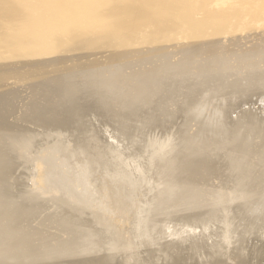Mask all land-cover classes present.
<instances>
[{
    "label": "rangeland",
    "instance_id": "rangeland-1",
    "mask_svg": "<svg viewBox=\"0 0 264 264\" xmlns=\"http://www.w3.org/2000/svg\"><path fill=\"white\" fill-rule=\"evenodd\" d=\"M8 1H11L14 5L20 6V10H22V11H19V15L23 14L24 12H27V13H24L22 16H20L24 20L26 27L24 28L23 32L19 34V39L24 38L26 40L28 35H29L28 34V31H29L28 28H30L29 24H34V25L36 24L35 29H37L36 31L38 32L37 35L39 37V38L38 37H36V38L39 39V43L42 44V45L41 44H39V45L43 49H44V45L47 42H48L47 44H49V45L51 43H53L54 41L56 42L58 35H59V32L63 28V20H65L64 24L66 26L76 16L75 14H77L78 9H79L78 10L79 19H77L78 25H75V27H76L75 33L77 34L79 32V30H81L83 27H86L89 24H94L95 25L94 34H99L102 36V39H100L98 44L95 46H91L90 44H88V41L94 37V36H91V34H92L91 33L89 36L82 38L79 42L74 43V44L69 45V46H66V47H63L61 49H57L52 53H47V54L44 53L43 55H38V56L37 55L36 56L30 55V56H28V58L27 57H23V58L20 57L19 59L21 60L22 64L20 61L18 63L19 59L17 60V62L10 60L12 65L18 63L17 65H14V66H11V63H9V59L13 56L6 57L5 59L7 60V62H5L4 60H1V61H4L5 63H3V62L1 63V61H0V75L3 73V77L0 76V78L1 77L3 79L5 78L4 80H0V86H1L0 87V94L2 92H4L3 95L2 94L0 95V97L3 99L7 98L9 100V101L5 100V102L6 101L8 103L11 102L8 105L7 102L5 104L3 99L0 100L1 102L2 101L4 102V103L2 102L3 104L0 102L2 104V105L0 104L1 105V108H0L1 112L0 113L3 112L2 114L6 115V118L3 119L4 117L1 114L0 120H3L4 123H6L5 121H7V119H8L9 121H7L8 123H6L8 125H9V122L11 120L12 121L16 120L13 122V124L16 127L14 128V125H13V128H12V124H10V127L14 130L20 131V129H17V128H21L24 125L23 127L26 128V131L27 132L29 131L28 132L29 134L32 133L31 135H33V133L36 130V133H38V134L34 133L36 135L35 136L33 135L32 137H35V138H33L32 140L30 139L28 141H31V145L35 141V144H37L39 142V147H40V145L46 147V148L40 147L39 150H36V148H33L32 151L30 149L27 150L29 152V155H30V157H28V158H26V157L24 158L22 155H19V154H18V156H20V157L19 158L16 157V160H17L16 163L17 164L14 167L15 168L14 172L11 173V177L13 179L11 178L12 183H10V187H12L11 191L15 196L13 199H15V200L18 199L17 201H22V199L24 197L28 200L29 199L27 197L28 194L34 193L31 191V189H33L35 187L36 180H38L37 174L35 176H33L35 173H37V170L39 169V167L37 168V163H39L41 165V168L43 170L42 172H40V170H39V174H44L45 172H49V167L47 169H45L43 163L40 161L41 155L43 153V152H40L41 149H43V150L49 149L48 151H50L52 153L54 151V153H53L54 156H52V157L56 158V161H59L60 157L66 155V154L68 155V157H70V154L74 153L71 151V150H73L72 144L76 145V143L79 142L80 145L84 146L83 141H84L87 149H89V147H90L89 151H87V149L85 147L83 148L81 146L79 149H82V150H79V151L77 150L78 152L76 151L75 153H79L77 156L86 157L85 159H87L88 162L90 163L89 165L91 168L89 166H87V167L90 168V170L92 169L91 173H90V170L86 167V165H85V169L87 168L86 169L87 173L89 170V173L87 175L90 174V177L92 178V181H93V183L92 182L91 183L93 184L94 189L97 190L100 183H105L106 185H112L113 184V185L122 186L121 188L128 187L126 189L130 193L132 192L131 193L132 194L131 195V197H132L131 201H132L133 206H134L133 208H135L136 210L132 208L133 216H132V218L129 216L131 220L128 219L127 224L124 225L125 227H128L129 225H131L130 222L133 220L135 212H137V216L142 215L140 213L143 212V204H144L143 202H145L147 200L146 199L147 197L150 200H153V199H155L156 195L159 196V191L161 190V185H165L166 183H168V180H169L168 175L170 176V173L172 175L171 177L174 178V174H176V173L181 175L180 173H184L185 171L194 170L195 172L191 171L192 173L189 174V171H188V173L187 172H185V173H187L189 175H186L185 173H184V175H186V177L187 176H191V177L193 176V178L195 176H199L200 173L202 172L200 170L203 167L202 164H204L203 160H205L206 158H207L206 160H208V161H206V160L205 161L207 162V165L209 163L210 166L209 165L207 166L206 164H204V166L205 165L206 166L203 167V169L206 168L205 169L206 173L202 169L203 173H201V174H203L205 177H207L209 175V173H210V175H212L214 173L212 175L211 179H210V175H209V179L211 181L213 179H215V176L217 177L215 180H213V182H217V181H219V179L221 180V178L223 179L227 176L228 177L231 176V177H233L231 179V181L234 183L236 180L243 178L244 174H242V172H243V170L245 171V169H247L246 167L249 168V165H251V166L247 170H250V172L253 171L252 173H255V174H252L253 176L259 175V173L263 172L264 167L261 168V165L263 163L262 161H264V159H262V157L264 158V155L262 156V154H264V151H262L264 149V146H263V149H262V147L259 146L262 149L259 151V153L257 152V150L259 148L257 146L264 143V142H262L264 140L263 139L264 136H263L262 140L259 138H257V139H253V138H256L259 135H261V136H259L261 138L262 135H264V133H262L264 130L260 131L259 135H257L258 132L255 133L257 136L254 137V135H255L254 132L256 130H258L260 124L257 126H253V124H252L253 127L250 126V123L247 120L249 117L246 113L252 114V115L255 114V117L257 115L258 117H256V118H258V120H260V116H261V118L263 117L262 115H264V87H263V85H261V79L258 80V83L260 81L259 84L256 83L257 79H255L256 81L254 83H256V84H254V83L253 84L252 83L245 84L247 86L250 85L251 87L254 86L252 88V89H254V91L252 90L253 92L249 93V91L251 90L250 86H249L250 87V89H249V87H247V86L245 87L244 84L243 85L239 84L238 88L240 90H242V88H244V89L246 88V90L243 89V92L240 91L241 93H243V94L244 93L246 94L247 92L249 93V94L247 93L249 96L246 94V97L245 96L242 97L243 94L241 95L240 92L238 91V89L235 88V83L233 80L234 79H236L235 81L241 80L239 78H241V76H244V74H245V72L243 74V70L247 71L248 73H246V75H245L246 78L244 76V77H242V79H247L248 76L250 78V76L252 77V76H254V74L255 75L260 74L261 72H263L261 70H264V17H262V16H264V3H263L264 0H233V1L232 0H175L177 5L175 4V6H173L172 8H174L175 16H176V19H178V20L181 18H186V17L191 16V13L193 11H195V13H196V11H198L197 14L194 15L195 18L200 19L203 17V18L207 19L206 18L207 15L202 16V14L205 12L206 9H208V10L211 9L213 11L214 10L224 11L227 8H236L237 5H238L237 8L238 7L244 8V6L248 5L247 9H249L250 11L246 10V12H244V14L241 13V15L239 13V17L237 14L236 17H238V18H235V19H234V17H232L231 19L229 18L230 19V20L228 19L229 21L226 20L229 23L225 21V24L219 25L220 22H218V24L214 22L216 25H218V26H216V25L214 26L215 30H214V27L212 26L214 24L211 23V25H209L210 24L209 23L208 24L209 27L207 26L208 27L207 28L205 26V29L203 27V30H202V28H198V29H195L196 31L192 30V31L186 32L187 26L185 24H181L182 30L180 33H179V27L176 29H169L168 34H166V37L162 38L160 40L156 39L157 40L156 42H154L155 39L152 40L150 38L149 39L145 38V34H144V31L146 30L145 28H142L140 25H135V26L133 25L131 18L128 16V12L131 11V5H127V2L129 0H92V1L88 2L85 6H82L81 4H78V3L74 4L75 2H73V0H71V1L70 0H67V1L66 0H45V2H44V0H31V2H35V3H31L29 0H15V1L14 0H8ZM36 1H38L39 3ZM62 2L64 5L62 4ZM30 3L32 5H30ZM155 3L158 4V0H139V4H141L145 10H149V11L154 12V14L151 17H149L151 22H155L157 20L162 21V22H172V21L167 20V18H174L173 15H170L171 14L170 10H165V11H163L162 15H159L155 12L159 8L158 6H156ZM51 4H52V7H51ZM58 4L62 5V6H59ZM70 4H72V5H70ZM65 5H67V8ZM25 7H27L28 9ZM113 7L121 8L122 12L120 14H117V13L113 14L112 10H111ZM177 8L179 10V13L177 12ZM193 8H194V10H193ZM255 8H256V10H255ZM68 13H70V14H68ZM244 15H247V16H245V18H248V19H245ZM25 16H26V18H25ZM57 16H58V18H56ZM196 16H198V17H196ZM49 17H51V18L49 19ZM217 17L221 18L220 15H217ZM57 19H58V21H57ZM115 20H117L118 23H116ZM231 20H232V22H231ZM241 20H242V22H241ZM50 21L53 22V24ZM243 21H245V22L243 23ZM178 23H180V21H178ZM39 24H40V26H39ZM223 25H225L226 28L222 27ZM45 26H46V28H45ZM56 26L58 29L56 28ZM210 27H212L213 29H211ZM217 27H219V28L221 27L220 28L221 30L218 29L219 32H218V30H216ZM227 28H229V29H227ZM235 29H236V31H235ZM54 30H56V32ZM198 30H200L201 32ZM206 31H208V32H206ZM195 32H198L199 34L200 33L201 34L198 35ZM202 33H204L203 36H202ZM210 33H212V34H210ZM214 33H215V35H213ZM188 34H190L191 36ZM197 35H198V37L199 36H202V37L198 38ZM205 36H207V37H205ZM218 36L223 37V38H219ZM194 38L197 41H195ZM200 38H202V39H200ZM148 40H150V41H148ZM164 40H166V41H164ZM49 41H52V42H49ZM160 41H161V43H159ZM44 42H45V44H44ZM150 43H152V44H150ZM157 43L159 44L160 48L157 46L158 45ZM151 46H154L155 50ZM50 47H51V45H50ZM158 48H159V50H158ZM44 51L47 52L50 50H44ZM188 53H190V55ZM244 57H245V59H244ZM23 60H25V61H23ZM51 61H53V62H51ZM166 62H167V64H165ZM208 62H209V64H213V65H211L212 67L210 68L213 70L207 71L206 76H205V74H204L205 70H203L202 66H204V64H207ZM6 63H9V65L7 64V66L14 68V69L9 68L10 70L8 71L12 75H10L7 72L8 68L7 69L5 68ZM174 63L175 64L177 63L176 65L180 64V66H178V68L173 67L172 64H174ZM249 64H250V66H249ZM162 66H163V68H162ZM164 66H166V68H164ZM199 66L202 68V70L200 69ZM140 67H142L143 69L141 68V70H140ZM153 67H154V69H153ZM156 67H157V69H156ZM251 67H255V68L252 69ZM145 68H147V69L149 68L148 72ZM150 68H151V70H150ZM158 68H159V70H158ZM176 68H177V70L175 71ZM197 68H199L198 71H197ZM218 68H219V70H218ZM256 68H258L257 73H256V70L254 71V69H256ZM12 69H13V71H12L13 73L18 72L17 73L18 75L14 74L15 77H13L14 75L11 72ZM27 69H28L29 74H27ZM160 69H162V70H160ZM221 69L223 72L221 71ZM22 70H24V72ZM90 70H93L92 71L93 73L94 72L99 73L101 76L103 74L108 73L107 74L108 76L103 75V77L105 76L108 78L111 76L110 79L112 80V82H111V80H110V82L111 83H114V82L117 83V85L115 84V86H116V89L118 88V90H117L118 92L116 91L115 94L114 93H112V94L117 96V93H118V97H119V94L121 92L122 95L120 94V97L121 96L122 97L121 98L117 97L119 99V100H117L116 97H114L112 94H106L104 92L98 96V98H99L98 100H95V97H97V95L92 94L94 97L91 96L90 91H89V94H90L89 95L87 88L90 86V84H89V81H87V80L90 78L95 80L94 77L97 76V73H94L95 76L92 75L93 73L90 72ZM154 70H156V71L154 72ZM171 70H173V71H171ZM200 70L203 72H201ZM216 70H217V72H216ZM228 70H229V72H228ZM230 70H232V71H230ZM241 70H242V72H241ZM248 70H250V73L253 71L255 73L253 72L254 74L251 73V75H250ZM258 70H260L261 72L259 71L260 73H258ZM138 71L139 72L142 71L141 75H140V73H137ZM169 71H171L172 74H171V72L169 73ZM210 71H211V74L216 75L217 77L218 76L220 77V80H219V78H217L216 76L215 77L213 76V78H216L217 80H219L218 81L219 85H220V87L218 85L219 88L217 87V84H218V82H216L217 80L216 79L213 80L212 76L210 75ZM224 71L225 72L227 71L226 72L227 74L225 73L227 76L230 75L229 73H232V72L236 73L237 71L239 73L241 72L242 74H239V77L237 79V78H235L236 75L234 73H232L233 75H230V76H232V78L230 79V77H229V80H232V81H229L231 86H229V82L228 83L225 82L228 85L226 86V84L224 83V86H226V87H224L222 84L223 82L221 83V80L222 81H228L227 79H225L228 77L225 74L222 75L224 73ZM45 72H46L47 76H46ZM87 72H90L91 74H89ZM114 72H116V73H114ZM117 72H119V73H117ZM135 72H136V75L138 74L137 75L138 80L136 79V77L134 75ZM145 72L147 74H145ZM153 72L155 74V75L153 74L155 78L153 77V75L151 76V74ZM195 72H196V74H195ZM208 72H209V75H208ZM238 72L236 74H238ZM86 73L88 75H91L90 77H88V75H87V77H85V80L87 78V80L85 81V82H87V85H86V83H83V79H84V76H86ZM112 73H114V76L116 78H114V76H112ZM120 73H122L123 75ZM148 73H150V74H148ZM167 73H169V74H167ZM198 73H200V74H198ZM5 74H7L8 76L7 75L4 76ZM67 74L69 76H66ZM219 74H221V75H219ZM23 75H24V78H23ZM72 75L73 76L75 75V77H74L75 79L72 77ZM120 75H121V77H119ZM125 75L126 76L130 75L131 78H134V79H132L134 82L130 81L129 79H131V78L128 76L126 77ZM144 75L146 78L150 77L149 80L152 79L153 81L152 80L149 81L148 79H146L144 77ZM201 75L202 76L204 75L205 77L204 76L203 77L205 79ZM207 75L210 76V79L212 78L211 80L214 81V83H212V81H211V82H209L210 84H208L207 80L210 81V79H207V77H208ZM25 76H27V78H25ZM142 76L144 77V79ZM198 76H200L201 78H199ZM221 76H223L222 78H224V79H222ZM63 77H66V79L65 78L63 79ZM121 78H122V80H121ZM181 78H184V79L181 80ZM60 79H61V84H59ZM71 79H73V80H71ZM115 79H117V81H115ZM142 79H143V81H142ZM145 79L148 82L144 81ZM65 80H67V82ZM123 80H124V82L126 80V82H128V83L125 82L126 83L125 84L123 82ZM127 80H129V81H127ZM180 80L182 82L184 81L185 83L187 81H190V82L193 81V82H191V83L187 82V84L190 85L187 87V84H185L183 82L184 83V85H183V83H181ZM72 81H75L76 84ZM138 81L139 82L142 81L143 84L142 83H140V84H142L141 86L143 88L141 86L139 87ZM203 81L207 82L206 83L207 86L210 85L213 88L214 87L213 85H216L215 87H217V88H215V87L213 89L211 88L213 91L211 93H208V91H210L211 89L209 88V86L208 87L205 86L206 84ZM120 82H121V84H120ZM137 82H138L137 85H138L139 89L136 85ZM144 82H145V84H144ZM197 82H199V83L197 84ZM66 83H68V85L71 83L69 85V88L71 87L70 88L71 90L68 88V85ZM131 83L133 86L131 85ZM147 83L148 84L150 83V84L147 85ZM203 83H204V85H203ZM52 84L55 86H52ZM82 84H83V86H82ZM134 84L136 85V87ZM191 84H193L194 86ZM199 84L204 86L207 94L203 93L204 89L202 86L200 88V90L203 89L202 95L198 94V93H201V91H199V89H197L200 86ZM257 84L259 86L261 85V87H259V88L256 86L258 88L259 92L255 88V85H257ZM47 85H49L51 87H49ZM64 85H65V87H64ZM80 85L82 86V88ZM143 85L144 86L147 85V87H144ZM185 85H186V88H185ZM221 85L223 86L222 88H221ZM233 85H234V87H232ZM57 86H58L57 91L60 89L59 92H57L55 89V87L57 88ZM60 86H62L63 88ZM74 86H76V87H74ZM45 87H48L47 91L45 90L46 89ZM79 87L81 89L80 91H79ZM133 87H134V90L132 89ZM189 87L192 89L195 87L196 92L194 89H193L194 91L192 89L190 91H189V89L187 90V88H189ZM206 87H207V90H206ZM43 88H45V89H43ZM65 88L67 90L69 89L68 92L73 93V96L71 94L72 97H77V98L79 97V103H80L79 106L81 109L80 110L78 109L77 111L78 112L80 111L79 112L80 115L77 112H75V114L78 116H75L73 114L74 113L73 111L76 109H74V107L72 108V105H73L71 102L72 97H69L70 94L67 93V90H64ZM74 88L75 89L77 88V91ZM121 88H122V90H120ZM220 88L221 89L225 88V90L228 88L227 89L228 92H227V90L226 91L224 90L225 93H223V91L221 90L222 93H220ZM230 88L232 90H230ZM89 89H90V87H89ZM218 89H219L218 93L221 95H219L217 93V97H216L215 94H216V91H218ZM234 89H236L238 91L239 95L236 94L237 91ZM2 90H4V91H2ZM49 90H51V91H49ZM72 90H73V92H72ZM83 90L84 91L86 90L87 92L85 91L86 92L85 93V92H83ZM119 90H120V92H119ZM142 90H144L145 92ZM186 90L191 92V93L194 92L193 96H194V94H196V95L198 94L199 95V96L197 95L198 99L197 100L195 99L197 96H194L192 98L190 97V99H189V96L192 95L189 92L187 93L188 95L190 94L189 96L186 94L188 98L184 97V96H186L185 95V93L187 92ZM233 90H234V92H232ZM81 91H82V93H81ZM139 91H141V92H139ZM50 92H51V95L49 94ZM53 92H55V93H53ZM226 92L228 94L230 92H232V94L230 93V95L224 96L225 94H227ZM65 93L69 94V96ZM74 93H76L77 95ZM83 93L88 98H84L85 95ZM212 93H213V95H212ZM38 94H41V95H38ZM56 94H58L59 96H56ZM81 94H83L82 97L80 96ZM44 95H46V97L50 96L49 100L52 102L50 103V101L48 100L49 97L47 99H45L46 97ZM87 95H89V96H87ZM203 95H206L207 102L204 100L205 98ZM207 95H209V98H210V96H212V97L214 96V98L216 97V99L218 98V100H219V96H221V98L219 101H217L216 99L213 98L212 99L213 101H212L211 100L212 97L209 99ZM237 95L239 97L241 96L242 98L236 97ZM52 96L54 97V100H53ZM64 96L66 98H69V99L65 101L66 98L64 99ZM90 96L93 97L94 99H92ZM110 96H112V97H110ZM43 97H44L45 101L43 100ZM58 97H59V99H58ZM235 97H236V99H235ZM34 99L38 100L39 106L37 105L36 100L34 101ZM55 99H56V101H55ZM191 99L192 100L195 99L197 101V104L194 102L195 100L192 101ZM63 100L66 104L68 101V104H67L68 106L64 102H62ZM154 100H155V102H154L155 104L153 105L152 103ZM185 100H186L187 104H185L186 102L184 103ZM58 101L61 102V105H60V102H58ZM117 101L118 102L120 101L121 105ZM190 101L194 102L197 106L194 105V103H193L194 106L191 107L192 103H189ZM210 101H211V103H210ZM214 101H217V102H214ZM40 102H41V104L44 102L42 106H41ZM48 102L50 103V106H49V104L47 106H45L46 105L45 103H48ZM56 102H58V103L56 104ZM69 102L72 105H70ZM99 102H100V104H99ZM30 103L31 104L33 103V105L30 106L31 105ZM52 103H53V105H52ZM117 103L120 106H122L124 104V107H128V108L131 107L132 105L135 107L129 108L131 111L127 108L128 109L127 110L128 112H127L126 109L122 106V108L125 109V112H124V109L120 108V106ZM126 103L128 106L125 105ZM183 103H184L185 107L183 106ZM10 104H11V106H10ZM199 104L201 106L203 104V107H200ZM3 105L9 106V107L7 108L6 106H3ZM51 105H52V107L54 105L55 106L59 105V106L58 107L54 106L53 109H51L52 108ZM187 105L188 106L191 105V106L187 108ZM2 106L4 108L6 107L5 110L7 112H5L4 108H2ZM13 106H16L17 110H15L16 108ZM66 106L67 107L71 106V108L73 110H71V108L67 109ZM195 106H196V108L199 106V108H197V110L200 109L199 112L196 111V108H194ZM12 107H13V109H12ZM29 107H32V110H30ZM35 107H36V109H35ZM38 107H39V109H38ZM40 107L42 108V110ZM44 107H46V108H44ZM63 108L67 109V110L65 109V112L68 110L71 112L72 118L69 119V122H71L73 120L71 122L72 125H70V123H69L68 124L69 126H68L66 124V123H68L67 121L63 122L64 120L67 119V118H63V116H64L63 115V111H64ZM135 108L138 110H135ZM7 109H9V111L11 113H9V111ZM10 109H12L13 112H14V110L17 111V114L19 116L21 115L20 113H23L22 114L23 116L21 115L22 118L24 119L25 116H27V120H28V117H31L35 113V111H36V113L38 111V113L36 115L35 114L33 115L34 118H32V119L36 120L35 117H37V115L39 116V118L41 116V119H42L41 121H38V117L36 120L37 123L40 125L44 119H47V118H44V117H46L45 113H47V114L49 113V112H46L47 110H49V109L50 110L55 109L54 111L58 110L57 115H60L59 113L62 112L61 113L62 115L59 117L62 118L61 119L62 125H60V126L63 128H59L60 127L59 124H57L56 126L55 125L49 126V128L51 129V127L54 126L53 130L55 128V129H59L61 131L65 128L66 129L68 128V129L67 130L65 129L66 132H64L65 130H63V132H61V134H58V135L54 134L56 132H51V134L49 136L44 137L45 139H42L43 136L41 135V133L44 134V131L40 132V135H39L38 129L40 131H42L44 127L41 128V126H43V124L41 126H39L36 123V121L35 120L33 121L31 118H29L28 123H26V121H27L26 118H25V121L22 119L24 121V122H22L21 116L19 117L17 115V119L21 120V121H19L15 118L16 112H14V114H12L13 112ZM107 109L110 110L109 112H113V113H110L113 118H111L109 112L107 115ZM132 109L135 110L136 112L134 114L132 113L130 115L129 114L130 112H134ZM44 110H46V111H44ZM242 110H243V115L245 116V114H246L247 119H246V116L244 117L242 115ZM28 111H29V113H32V111H33L31 116L28 114ZM244 111H246V113ZM70 112L69 113L66 112L68 117H71V116H69ZM105 112H106V114H105ZM252 112L253 113L255 112V113L253 114ZM8 113L11 117L13 116L15 119L13 117L11 118L10 116H8L7 115ZM25 113H27V114H25ZM119 113H123V115L125 114L124 116H128V117L131 116V119H129L128 117H127L128 119L126 117L123 118V115L119 114ZM194 113H196V115ZM24 114H25V116H24ZM43 114H44V117H42ZM259 114H261V115H259ZM115 115H116V117H114ZM133 115H135V116L133 117ZM73 116H75L76 119L73 118ZM7 117H9V118H7ZM64 117H66V116H64ZM117 117H118V119H117ZM119 117H120V119H119ZM206 117L210 118V119L209 120L205 119ZM236 117H238V118L240 117V118L238 119ZM242 118H243V121H242ZM232 119H233V121H232ZM244 119L246 121H244ZM114 120H117L116 121L117 123ZM122 120L125 122L123 123ZM239 120H241V122H243V123L241 124V122ZM3 121H1V123ZM12 121L10 123H12ZM74 121L76 124H79V126H81V128L79 127L80 130H78L79 128H77L78 131H80V132L85 131L84 133H80L81 137L79 136V133L76 131V129H74V128H76L75 126H77L76 124H75V126H73ZM199 121L202 122L203 124L199 123ZM208 121L210 124L208 123ZM19 122H21V124ZM33 122H35V123H33ZM205 122L207 124H205ZM237 122H240V123H237ZM15 123L16 124L19 123L20 125H18V124L16 125ZM25 123L30 124V125H27L29 127L28 129H27V126ZM32 123L34 125H32ZM198 123H199V126H198ZM246 123H248V124H246ZM129 124H131L132 127ZM225 124L229 125V126L226 125V127H228V128L225 127ZM240 124H241V126H240ZM244 124L246 125L245 129L243 128V130H242L241 128L244 126ZM254 124H257V123H254ZM37 125L39 127L38 129H31V128H34V126L37 127ZM65 125H66V127H64ZM118 125H120V126H118ZM206 125H208V126H206ZM230 125H231V127H230ZM232 125H236V126H232ZM248 125H249V127H248ZM18 126H20V127H18ZM70 126H71V128L72 127L73 128L71 129ZM82 126H85V127L82 129ZM136 126H137V130L135 128ZM195 126H196L197 131L194 128ZM200 126H202L201 128H203V129L205 128V130L207 129V131H206L207 134H206V132L202 133V131H204V130L201 129L202 136L204 134L206 135V137L204 135L205 140H203L202 136H200V137L198 136V135H201V133H199L200 129L198 130V128H200ZM238 126L240 127L241 130L239 129ZM119 127H122V128H119ZM220 127L223 130H221ZM234 127H235V129H234ZM237 127L239 129L238 130L239 132L240 131L242 133L244 132L243 134H245V135L248 134L247 136L251 135L250 138L249 137L246 138L247 137L246 136L245 137L246 140H245L244 135L242 136L241 134H237L238 137H240V135H241V137L239 139L237 137V135L235 134L236 132L239 133L238 131H236ZM251 127L255 130V131H253V129H252L253 133L251 132ZM263 127L264 126H260L259 130L264 129ZM25 128H23L24 130L22 129L21 131L26 132ZM125 128H126V130H125ZM132 128L136 133L135 132L133 133ZM210 128H213V129H210ZM224 128H226V130L228 129L230 131V133L228 130L226 132V130ZM231 128H233L234 130L233 131L230 130ZM246 128H249L250 131H249V129L246 130ZM29 129H31V130H29ZM127 129H129V131ZM130 129L132 130L131 132H130ZM32 130H34V132ZM44 130H46V129L44 128ZM70 130L74 131L73 134L75 133L74 134L75 136H73V134L68 135L71 132ZM214 130H215V132H214ZM216 130L220 131V134ZM68 131H69V133H67ZM124 131L128 132V134H126ZM194 131L199 133V134H197V133H196L197 135L194 134L195 133ZM234 131H235V133H234ZM246 131H247V133H246ZM27 132L25 134H27ZM121 132H123L125 134H123ZM249 132H251L252 134L250 133V135H249ZM45 133H47V132H45ZM76 133H78V134H76ZM130 133H132L133 135ZM208 133L212 134V135L213 134L215 135V133L216 134L218 133L217 135H219V136L215 135L217 137H213L211 135V137H210V135ZM221 133H222V135H221ZM227 133L232 137H227V136H229ZM29 134H27V135H29ZM64 134H66L65 137H64ZM129 134H130V136L132 135L133 138H132V136L130 137ZM225 134H227L226 137H225ZM67 135H68V137H67ZM178 135H179V137H178ZM188 135L189 136L191 135L190 138ZM195 135H196V137H193ZM252 135H253V138H252ZM114 136H116V137H114ZM127 136H129V137H127ZM221 136L223 137V139ZM233 136L235 138L237 137L236 141H239V142L235 143L234 142L235 138ZM51 137H53V138H51ZM83 137H84V140L81 139ZM123 137H127V138H123ZM182 137H186V138H182ZM197 137H198V139L199 138L200 139L202 138V139L199 141L197 139ZM71 138L73 140H71ZM116 138H117V140H116ZM130 138H132V139H130ZM224 138L226 141H224ZM227 138H229V139H227ZM231 138H233V139H231ZM241 138H243L244 140L241 141L242 140ZM78 139H81V140L79 141ZM85 139L89 140V142H90L89 147H88L89 142ZM189 139H191V140L193 139V141H191ZM196 139L198 142H201V144L198 142L196 143L195 142ZM213 139L216 141H214ZM221 139H222V141H221ZM252 139L254 141L257 140L260 144L256 145L257 143L255 144V142H253L255 146L253 144H252V146H249L248 144L252 143L251 142ZM43 140H44V142H42ZM45 140H48V141H45ZM56 140H58V141H56ZM119 140H121V141L119 142ZM128 140H130V142H128ZM179 140H181V141H179ZM228 140H230V141L232 140L231 141L232 146H234L235 144H237V145H235L236 147L239 144H241V146L239 145V147H237V148L234 146L235 149L233 147L231 148V144H229L230 146L228 145V143H230V141H228ZM249 140H251V141L248 142ZM178 141L180 142V144ZM202 141L203 142L205 141L206 143L204 144ZM48 142L50 144L47 145ZM59 142H60V144L61 143L62 144L60 145ZM123 142L124 143L126 142V143L124 144ZM193 142H194V144H193ZM221 142H223L225 145H228V147H230L229 149H232V150L234 149L235 151L233 152L232 150H228V152H227L225 149H223V148H226L227 146L225 147V145L221 144ZM233 142H234V145H233ZM40 143H42V144H40ZM183 143L186 147L183 146ZM195 143L197 145H195ZM243 143L246 144V146L242 145ZM188 144L189 145L192 144L191 147H194V145H195V148L189 149L191 147ZM58 145H59V147H58ZM198 145H201L202 148L200 146L198 148H196ZM215 145H217L218 147ZM223 145H224V147H223ZM247 145H248V147H247ZM49 146L51 148H54V149H50ZM91 146H93V147H91ZM142 146H143V149H142ZM243 146H244V148L247 147L246 150L244 148H242ZM228 147L226 149H228ZM240 147H241V149H240ZM252 147H253V149L255 147V150H256L255 153L257 152L258 155H257V153L255 154L254 152H252V151H254L252 149ZM186 148L189 149V151L195 150V151H190L191 152L190 154H192V156L189 154L188 155L189 157H187V153H189V151L187 152V150H186L185 153L186 152L187 153L185 154L184 150ZM196 149L199 150V153L200 152L201 153L200 154L197 153L198 151H196ZM247 149L250 150V152L248 151L249 155L251 153H253L256 156V157H254V156L251 157V155H252L251 154L250 157L252 158V160H251V158H250V160H248L249 156L247 157L248 154L247 155L245 154L247 152ZM90 150H93V151L95 150V153L97 152L99 156L96 154L94 155V152L93 151L91 152ZM118 150L120 152L119 154H118ZM236 150L242 151V153H244V154L242 155L241 152H239V151L237 152L238 153L237 154ZM27 151H26V153H28ZM182 151H183V153H182ZM230 151H232V152L230 153ZM33 152H36L34 154L35 157H32ZM164 152H167V153L169 152L172 154V156H171V154L168 153L169 158H172L175 155L174 157H176V159H179V162L177 160L175 161L174 157H173V160L176 163L174 161L170 160L168 157H166V158H168V160L171 161L170 162L171 164L169 163L168 165H170L172 168H170V166H167V163H166L167 159H166V162L164 160V162H165L164 164H162V162L160 163V156ZM55 153H57V154H55ZM180 153L182 156L179 155ZM196 153L199 154L201 157H204V158H201ZM105 154H106V156H105ZM114 154H115V157H114ZM177 155H178V157H184V155H185V157H187L186 159L189 158V160L192 157H194V155H195V158L197 156L199 160L202 159V160H200V163L201 162L202 163L199 166V168L197 169V170L200 169L199 170L200 172L195 170L196 167H192V168L188 167V166H190V167L195 166V165H188V164H190V162H191V164H193V162L191 160H190V162L188 160L187 169L184 170L183 168L184 167L186 168V165H185L186 160H185V158H183V159L178 158ZM233 155H235V156H233ZM238 155H242V156H238ZM244 155L247 158V159H245V161H248V162L250 161L249 164H248V162L244 163V158H245ZM26 156H27V154H26ZM190 156H191V158H190ZM225 156L228 158V161H227V158ZM229 156H232L234 158L230 159L232 157H229ZM259 156L261 157V161H259L261 163L260 166H259V163L256 162L257 160L260 159ZM240 157H243V159L242 158L240 159ZM70 158H71V161H74L73 160L74 158H72V157H70ZM254 158H256V159H254ZM180 159L183 161L185 160L183 162L184 167L181 166L182 172H180L181 171L180 169L177 170V168H175L173 166V165H176L177 163H180ZM234 160L237 162H235ZM209 161L210 162L212 161L211 162L212 164ZM231 161H232V163L235 162L233 164V166H230L231 164L230 165L228 164V163H231ZM214 163H217L218 166ZM110 164H112V165L116 164V165H115V167L111 166V168H110V166H107ZM242 164L245 166V169L243 168L244 166ZM180 165H182V162L180 163ZM221 165H224V166H221ZM241 165L243 167L240 168ZM179 166L176 165V167H179ZM263 166H264V163H263ZM167 167L170 168V169H167V171L169 170V174L165 175L164 173H162L161 177H159V175L156 174L155 168L161 169V171H163ZM209 167H210L211 171L208 169ZM220 167H221V169H220ZM258 167H260V168H258ZM173 168H175L177 170V172ZM218 168H219V170H218ZM257 168L260 169L261 171L259 170V172H258ZM172 169L174 170L173 173H172V171H173ZM226 169H227V171H226ZM115 170H117V171H115ZM207 170H209L210 172L207 173L208 172ZM220 170H222L220 173L221 175L218 173V172H220ZM193 172H194V174H197V172L199 174L194 176V175H192ZM224 172H225V174H224ZM217 173L219 176H217ZM260 175H262V173ZM18 176H20V177H18ZM220 176H222V177H220ZM39 177H40V175H39ZM171 177H170V179H171ZM181 177H183V175H181ZM191 177H190V179H191ZM199 177L204 178L202 175H200ZM178 178H180V176ZM184 178H185V176H184ZM193 178H192V180H193ZM200 178L195 177L194 179L200 180ZM123 180H125V182ZM19 181H21V182H19ZM150 181H152V182H150ZM137 182H138V184H137ZM232 182H228V184L231 185ZM132 185H133V187H132ZM19 186H21V187L19 188ZM138 186H140V187H138ZM21 188L23 190H21ZM78 189H79V187H78ZM132 189H133V191H132ZM154 189H155V191H154ZM148 191H150V192H148ZM220 191L223 194H225L227 192L228 195L231 196L233 193H235L237 191V189H235V191H234V190H231L229 188H224V189L222 188V189H220ZM237 197L234 199H231V201H229L227 203L228 208L235 207L234 209H232V211L231 210L228 211V215H232V214L234 215L236 213L235 214V220L237 222L240 223V221H242V220H248V221L253 222L255 224H254V227L251 229V234L247 235L246 238L243 239L239 243L238 246H240V247L237 250H234V248H231V249L228 248L227 249L228 252L230 253L229 256L216 255V256L210 257V258H204V257L197 256V255L194 256L191 254L190 250L188 251V249H189L188 246L191 244L192 240L198 239L197 240L198 242L207 243L215 236L214 232L219 227V221L218 220H220V213L218 211L214 210L212 208L213 206L205 207V205L213 203V202H206V201L204 202L203 201L202 203L199 204L200 206H204V210H205L204 213L207 215V216L206 215L205 216L208 218L207 222H204V224H202V226H201V224H194V222H190V220H188V217L192 218V215L190 216V213H189V210H190V212L192 211L190 209V207H193V205L196 206V204H192V203L188 204L190 202L189 200L186 202V204H184L181 201L182 203H180V204L179 203L172 204V205L168 204L167 206H165L162 209L163 213L161 212L162 215H164V222H162L160 224L165 223L164 225H166V227H167L165 230V234H166V237L169 238V242L178 243V245L181 247V249L183 247L182 253L183 254L185 253L181 257L174 258L173 259L174 261L173 262L171 261L169 264H178V261H180L179 264H221V263L222 264H238V262H239L238 260H240L241 262L243 261L242 263L246 262L248 264H264V244H263L264 241L260 238V236H262L263 233L261 231V228L257 227V225L260 223L261 217H264V212H263L264 211V200L263 201L261 200L260 202H258L256 204L254 201H255V199H257V197H260V196H255V197L248 199L242 194V196H237ZM38 199H41L42 201L44 199L43 203H45L44 204L45 210L44 209L43 210L45 212L52 211L53 207L55 208L56 205L57 206L60 205L59 207H67V209L72 208L70 205L68 206L66 203L62 204V202H58L55 200L53 201V199L48 197V196H42V197H39ZM140 203H142V204H140ZM220 205L221 204H218L217 207H219ZM241 206L242 207L244 206L245 211ZM254 209H255V211H254ZM256 209H257V212H256ZM89 210H86V211L89 213ZM258 211H259V213H258ZM174 215H176V216H174ZM165 218L167 221L165 220ZM36 221H37V219L34 221V223ZM178 221H180V223ZM209 223H211V224H209ZM221 224H222V221H221ZM176 225L178 226V228ZM183 226H184V228H183ZM214 226L217 228H215ZM203 227H204V230L202 229ZM38 228H41L44 231H46V230H48V224H45V225L40 226ZM209 229H211L212 231ZM227 230H228V228H227ZM188 231H189V233H188ZM204 231H206L207 233ZM199 232L200 233L204 232L206 234L203 233L202 238L196 237V235H198L197 233H199ZM174 234H176V235H174ZM194 234H195V236H194ZM184 235L186 236V238ZM170 236H171L172 241L170 240ZM172 236L175 238H173ZM177 237H179V238H177ZM203 237H204V240H203ZM182 238H185L187 240H184V239L181 240ZM215 238H217V236H215ZM255 239L257 241H255ZM162 240L164 241V239H162ZM178 240L180 241V243L177 242ZM163 241L160 240V243H163ZM252 241H254V242H252ZM258 241L263 242V243H259ZM51 242L54 243V241H51ZM181 242L184 244H182ZM189 242H190V244H189ZM256 242L258 244H255ZM184 245H185V247H184ZM241 245H242V247H241ZM232 246L233 245H230L229 247H232ZM186 247H188V248H186ZM243 248H246V249H243ZM137 253H138V255H136V256L139 258H141L142 256H146L145 253L142 252L141 250L138 251ZM188 253H189V255H188ZM101 254L103 256H105V259L100 257V256H95V257H92V258L88 259L87 261H85V264H133L132 259L129 257V251L126 248L125 238L123 236L117 241V243L115 244V246H113L112 249H104L101 251ZM238 256L240 258H238ZM172 257H175V256H172ZM180 258L182 261L184 260L183 263L181 262ZM195 259H197L198 261ZM192 261H194V262H192ZM156 264H162V263H156Z\"/></svg>",
    "mask_w": 264,
    "mask_h": 264
},
{
    "label": "bare ground",
    "instance_id": "bare-ground-1",
    "mask_svg": "<svg viewBox=\"0 0 264 264\" xmlns=\"http://www.w3.org/2000/svg\"><path fill=\"white\" fill-rule=\"evenodd\" d=\"M15 1V0H14ZM30 2H31V0H29ZM28 1V2H29ZM67 1V0H66ZM71 1V0H70ZM90 1H92V0H73V2H75L74 4H76V3H78V4H81L82 6H85L88 2H90ZM174 1V2H173ZM158 0V4H156V6H158L159 8L155 11L157 14H159V15H162V13H163V11H165V10H170V15H173L174 16V18H167V20H169V21H172V22H162V21H155V22H151L150 21V18L149 17H151L153 14H154V12L153 11H149V10H145L143 7H142V5L141 4H139V0H129L128 2H127V5H131V11L130 12H128V16L131 18V20H132V23H133V25L135 26V25H140L142 28H145L146 30L144 31V34H145V38H147V39H152V40H154L155 39V41L154 42H156L157 40L156 39H162V38H165L166 37V34H168V31H169V29H176V28H178L179 27V33L181 32V30H182V28H181V24H185L187 27H186V32H188V31H192V30H195V29H198V28H202V30H203V27H204V29H205V26L207 27H209V25H211V23H213L214 25H212L213 27L216 25L215 23H217L218 24V22H220V24L219 25H222V24H225V21L226 20H228L229 18L231 19L232 17H234V19L235 18H238L239 17V13H240V15H241V13H243L244 14V12H246V10H248V11H250L249 9H247L248 7V5H246V6H244V8H242V7H238L237 8V6H236V8H227V9H225L224 11H219V10H208V9H206L205 10V12L202 14V16H204V15H207L206 16V18L207 19H205V18H200V19H197V18H195L194 17V15L195 14H197V12L198 11H196V13H195V11H193L192 13H191V16H189V17H186V18H181V19H176V16H175V10H174V8H172L173 6H175V4L177 5V3H176V1L175 0ZM233 1V0H232ZM18 2V1H17ZM36 2H38V1H36ZM44 2H45V0H44ZM43 2V3H44ZM47 2V1H46ZM50 2V1H49ZM53 2V1H52ZM57 2V1H56ZM64 2V1H63ZM63 2H62V4H63ZM31 3H35V2H31ZM30 3V5H32ZM39 3V2H38ZM58 3V2H57ZM60 3V2H59ZM264 3V2H263ZM262 3V4H263ZM20 4V3H19ZM29 4V3H28ZM54 4V3H53ZM35 5V4H34ZM38 5V4H37ZM59 5V4H58ZM64 5V4H63ZM70 5H72V4H70ZM241 5V4H240ZM250 5V4H249ZM27 6V5H26ZM39 6V5H38ZM37 6V7H38ZM48 6V5H47ZM59 6H62V5H59ZM66 6V8H67V5H65ZM232 6V5H231ZM252 6V5H251ZM36 7V6H35ZM51 7H52V4H51ZM260 7V6H259ZM24 8V7H23ZM25 8H27V7H25ZM258 8V7H257ZM28 9V8H27ZM44 9V8H43ZM60 9V8H59ZM69 9V8H68ZM203 9V8H202ZM217 9V8H216ZM79 10V9H78ZM78 10H77V14H75L76 16L72 19V21L70 22V23H66L67 25L65 26V24H64V21L65 20H63V28H62V30L59 32V35H58V38H57V40H56V42L54 41L53 43H51L50 45H51V47H50V45L49 44H45V42H44V49L39 45V44H41V43H39V39H37L36 37H38V32L36 31L37 29H35V25L34 24H29V27L30 28H28L29 29V31H28V37H27V39L25 40L24 38H20L19 39V34L20 33H22L23 32V30H24V28L26 27L25 26V22H24V20L20 17V16H22L24 13H27V12H24L23 14H21V15H19V11H22V10H20V6L19 5H14L11 1H6V0H0V61L1 60H4L5 62H7V60L5 59L6 57H9V56H13V57H11L10 59H9V63H11V61L10 60H12V61H16L17 62V60L20 58V57H27L28 58V56H38V55H43L44 53H52V52H54L55 50H57V49H61V48H63V47H66V46H69V45H72V44H74V43H77V42H79L82 38H85V37H87V36H89L91 33V36H94L93 38H91L89 41H88V44H90L91 46H95V45H97L98 44V42H99V40L100 39H102V36L101 35H99V34H94V30H95V25L94 24H89V25H87L86 27H83L81 30H79V32L76 34L75 33V30H76V27H75V25H78V22H77V19H79V12H78ZM112 13L114 14V13H117V14H120L121 12H122V9L121 8H118V7H113L112 9ZM193 10H194V8H193ZM252 10V9H251ZM255 10H256V8H255ZM261 10V9H260ZM41 11V10H40ZM49 11V10H48ZM52 11V10H51ZM63 11V10H62ZM70 11V10H69ZM67 12V11H66ZM177 12L179 13V10H178V8H177ZM257 12V11H256ZM248 13V12H247ZM246 13V14H247ZM68 14H70V13H68ZM72 14V13H71ZM237 14H238V17H236L237 16ZM252 14V13H251ZM29 15V14H28ZM47 15V14H46ZM53 15V14H52ZM217 15H220L221 16V18H219V17H217ZM250 15V14H249ZM49 16V15H48ZM74 16V15H73ZM201 16V15H200ZM243 16V15H242ZM245 16H247V15H244V18H245ZM47 17V16H46ZM45 17V18H46ZM61 17V16H60ZM196 17H198V16H196ZM262 17H264V16H262ZM25 18H26V16H25ZM24 18V19H25ZM51 17H49V19H50ZM56 18H58V16L56 17ZM243 18V17H242ZM41 19V18H40ZM229 19V20H230ZM245 19H248V18H245ZM31 20V19H30ZM45 20V19H44ZM47 20V19H46ZM56 20V19H55ZM60 20V19H59ZM228 20V21H229ZM237 20V19H236ZM48 21V20H47ZM57 21H58V19H57ZM178 21H180V23H178ZM228 21H226V22H228ZM42 22V21H41ZM40 22V23H41ZM46 22V21H45ZM51 22V21H50ZM49 22V23H50ZM115 22L116 23H118L117 22V20H115ZM215 22V23H214ZM231 22H232V20H231ZM241 22H242V20H241ZM245 21H243V23H244ZM248 22V21H247ZM52 24H53V22H51ZM131 23V24H132ZM210 23V24H209ZM229 23V22H228ZM209 24V25H208ZM229 25V24H228ZM39 26H40V24H39ZM51 26V25H50ZM60 26V25H59ZM216 26H218V25H216ZM207 27V28H208ZM222 27H224V28H226V26L225 25H223ZM231 27V26H230ZM243 27V26H242ZM40 28V27H39ZM44 28V27H43ZM45 28H46V26H45ZM56 28H57V26H56ZM211 29H213L212 27H210ZM221 28V27H220ZM219 27H217L216 28V30H218V29H220ZM232 28V27H231ZM241 28V27H240ZM239 28V29H240ZM42 29V28H41ZM54 29V28H53ZM58 29V28H57ZM56 29V30H57ZM148 29V30H147ZM227 29H229V28H227ZM242 29V28H241ZM40 30V29H39ZM52 30V29H51ZM56 30H54L55 32H56ZM214 30H215V27H214ZM221 30V29H220ZM50 31V30H49ZM58 31V30H57ZM196 31V30H195ZM198 31H200V30H198ZM209 31V30H208ZM208 31H206V32H208ZM211 31V30H210ZM213 31V30H212ZM223 31V30H222ZM226 31V30H225ZM224 31V32H225ZM235 31H236V29H235ZM241 31V30H240ZM53 32V31H52ZM194 32V31H193ZM201 32V31H200ZM215 32V31H214ZM218 32H219V30H218ZM195 33H197L198 35H200L198 32H195ZM205 33V32H204ZM204 33H202V36H203V34ZM44 34V33H43ZM42 34V35H43ZM194 34V33H193ZM210 34H212V33H210ZM222 34V33H221ZM188 35H190V34H188ZM198 35H197V37H198ZM213 35H215V33L213 34ZM226 35V34H225ZM224 35V36H225ZM24 36V35H23ZM191 36V35H190ZM202 36H199V37H202ZM47 37V36H46ZM45 37V38H46ZM57 37V36H56ZM188 37V36H187ZM198 37V38H199ZM205 37H207V36H205ZM219 37V36H218ZM39 38V37H38ZM43 38V37H42ZM173 38V37H172ZM171 38V39H172ZM219 38H223V37H219ZM218 38V39H219ZM24 39V40H23ZM56 39V38H55ZM54 39V40H55ZM167 39V38H166ZM188 39V38H187ZM200 39H202V38H200ZM50 40V39H49ZM158 40V41H159ZM189 40V39H188ZM194 40H195V38H194ZM41 41V40H40ZM148 41H150V40H148ZM164 41H166V40H164ZM195 41H197V40H195ZM49 42H52V41H49ZM159 43H161V41L159 42ZM165 43V42H164ZM150 44H152V43H150ZM149 44V45H150ZM158 44V43H157ZM42 45V44H41ZM156 45V44H155ZM154 45V46H155ZM185 45V44H184ZM191 45V44H190ZM154 46H151V47H153V49H154ZM159 48H160V46H159V44L157 45ZM50 47V48H49ZM157 48V47H156ZM159 48H158V50H159ZM252 48V47H251ZM44 50H50V51H44ZM151 50V49H150ZM155 50V49H154ZM164 50V49H163ZM189 55H190V53H188ZM187 56V55H186ZM247 58V57H246ZM26 59V58H25ZM35 59V58H34ZM191 59V58H190ZM244 59H245V57H244ZM250 59V58H249ZM4 61H1V63L3 62V63H5ZM19 61L21 62V60L19 59L18 60V63H19ZM23 61H25V60H23ZM187 61V60H186ZM51 62H53V61H51ZM50 62V63H51ZM253 62V61H252ZM9 63H6V65H5V68L7 69L8 68V70H7V72L10 70L9 68H13V67H9V66H7V64L9 65ZM17 63V64H18ZM191 63V62H190ZM17 64H14V65H17ZM21 64H22V62H21ZM165 64H167V62L165 63ZM175 64V63H174ZM174 64H172L173 65V67H177L178 68V66H180V64H178V65H174ZM14 65H12V63H11V66H14ZM211 65H213V64H209V62L207 63V64H204V66H202L203 67V70H205L204 71V74H205V76H206V72L207 71H209V70H213V69H210L212 66ZM170 66V65H169ZM182 66V65H181ZM249 66H250V64H249ZM4 67V66H3ZM47 67V66H46ZM49 67V66H48ZM200 67V66H199ZM141 68L142 67H140V70H141ZM160 68V67H159ZM159 68H158V70H159ZM162 68H163V66H162ZM164 68H166V66H164ZM169 68V67H168ZM172 68V67H171ZM170 68V69H171ZM177 68L175 69V71L177 70ZM180 68V67H179ZM252 69L253 68H255V67H251ZM5 69V70H6ZM14 69V68H13ZM13 69L11 70V72L13 71ZM138 69V68H137ZM143 69V68H142ZM146 70H147V72H148V69L147 68H145ZM153 69H154V67H153ZM156 69H157V67H156ZM198 69L199 68H197V71H198ZM200 69L202 70V68L200 67ZM257 69L258 68H256V69H254V71L256 70V73H257ZM17 70V69H16ZM121 70V69H120ZM139 70V69H138ZM150 70H151V68H150ZM160 70H162V69H160ZM196 70V69H195ZM200 70V71H201ZM218 70H219V68H218ZM224 70V69H223ZM226 70V69H225ZM251 70V69H250ZM250 70H248L249 71V74L251 75V73H253V72H251L250 73ZM15 71V70H14ZM23 72H24V70H22ZM93 70H90V72H92ZM122 71V70H121ZM153 71V70H152ZM156 70H154V72H155ZM165 71V70H164ZM171 71H173V70H171ZM171 71H169V73L171 72ZM174 71V72H175ZM221 71H222V69H221ZM220 71V72H221ZM230 71H232V70H230ZM252 71V70H251ZM260 70H258V73H260L261 71H263L264 72V70H261L260 72H259ZM3 72V71H2ZM1 72V73H2ZM90 72H87V73H89V74H91ZM141 72L142 71H138L137 73H140V75H141ZM154 72L151 74V76L154 74ZM166 72V71H165ZM192 72V71H191ZM201 72H203V71H201ZM200 72V73H201ZM214 72V71H213ZM216 72H217V70H216ZM223 72V71H222ZM227 72V71H226ZM225 71H224V73L222 74V75H224L225 73H226ZM228 72H229V70H228ZM238 72V71H237ZM236 72V73H237ZM241 72H242V70H241ZM239 73L238 72V74H236L235 72H232V73H234L235 75V78H237L238 79V77H239V74H242V73ZM244 72H245V74H244ZM263 72H261L260 74H254V76H250V78H249V76H248V78L247 79H242V77H244L245 75H246V73H248L247 71H244L243 70V74H244V76H241V78H239V79H241V80H238V81H235L236 79H234L233 81H234V83H235V88H237L238 89V91L240 92V91H242L243 92V89L244 88H242V90H240L239 88H238V85L239 84H241V85H243L244 84V86L246 87L247 85H245V84H250V83H254L256 80L255 79H257V82L256 83H258V80H260L261 79V85H263V87H264V73ZM9 73V72H8ZM13 73V72H12ZM18 73V72H17ZM17 73H13V75L14 74H17ZM86 73V76H84V79H83V83H86V85H87V82H85L86 80H87V78H86V80H85V77H87V74ZM93 73V72H92ZM94 73H97V72H94ZM94 73L92 74V75H94ZM114 73H116V72H114ZM114 73H112V76H114ZM117 73H119V72H117ZM169 73H167V74H169ZM200 73H198V74H200ZM232 73H229L230 75H233ZM263 73V74H262ZM10 74V73H9ZM25 74V73H24ZM27 74H29L28 73V69H27ZM45 74H46V72H45ZM108 74V73H107ZM107 74H103V75H105V76H108ZM120 74H122V73H120ZM125 74V73H124ZM127 74V73H126ZM131 74V73H130ZM145 74H147L146 72H145ZM148 74H150V73H148ZM171 74H172V72H171ZM195 74H196V72H195ZM197 74V75H198ZM202 74V73H201ZM217 74V73H216ZM221 74H219V75H221ZM227 74V73H226ZM225 74V75H226ZM252 74V75H253ZM7 74H5L4 76H6ZM10 75H12V74H10ZM18 75V74H17ZM22 75V74H21ZM26 75V74H25ZM71 75V74H70ZM103 75L101 76L99 73H97V76H93L94 77V79L95 80H93V79H88L87 81H89V84H90V89H89V87L86 89L87 91H88V94H89V91H90V93H91V96H93V95H97V97H95V100H98L99 98H98V96L101 94V93H106V94H112V93H116V91L118 90V88L116 89V86H115V84L117 85V83H111L112 82V80L110 79L111 78V76L110 77H103ZM117 75V74H116ZM123 75V74H122ZM134 75H135V77H136V79L138 78L137 77V75H136V72L134 73ZM133 75V76H134ZM155 75V74H154ZM154 75H153V77H154ZM196 75V76H197ZM208 75H209V72H208ZM207 75V76H208ZM210 75L212 76V78H213V76L215 77L216 75H213V74H211V71H210ZM227 76L228 78H225V79H227L228 81H222L221 80V83L223 84V86H224V83L225 82H229V81H232V80H229V77H230V79L232 78V76ZM238 75V76H237ZM0 76H2L3 77V73L0 75ZM8 76V75H7ZM46 76H47V74H46ZM66 76H69L68 74L66 75ZM91 75H88V77H90ZM126 76V75H125ZM128 76V75H127ZM126 76V77H127ZM150 76V75H149ZM170 76V75H169ZM202 76V75H201ZM204 76V75H203ZM202 76V77H203ZM204 76V77H205ZM0 78V80H4L3 78ZM10 77V76H9ZM13 77H15V75L13 76ZM20 77V76H19ZM72 77L74 78L75 77V75L73 76L72 75ZM119 77H121V75L119 76ZM128 77H130V75L128 76ZM143 77V76H142ZM144 77H145V75H144ZM144 77H143V79H144ZM199 78H201L200 76H198ZM203 77V78H204ZM209 77V78H208ZM207 77V79H210V76H208ZM217 77V76H216ZM223 76H221V78H222ZM21 78V77H20ZM23 78H24V75H23ZM22 78V79H23ZM25 78H27V76H25ZM66 79V77H63V79ZM69 78V77H68ZM113 78V77H112ZM114 78H116L115 76H114ZM131 78V77H130ZM141 78V77H140ZM146 78V77H145ZM152 78V77H151ZM155 78V77H154ZM185 78V77H184ZM184 78H181V80H183ZM211 78V79H212ZM217 78H219V80H220V77L218 76ZM245 78H246V76H245ZM75 79V78H74ZM119 79V78H118ZM132 79H134V78H131V79H129L130 81H132V82H134ZM135 79V80H136ZM143 79H142V81H143ZM146 79H150V77L149 78H146ZM144 80V81H147V80ZM205 79V78H204ZM206 79V80H207ZM210 79V81L209 80H207L208 81V84H210L209 82H211L212 80ZM216 78H213V80H215ZM222 79H224V78H222ZM21 80V79H20ZM24 80V79H23ZM69 80V79H68ZM71 80H73V79H71ZM70 80V81H71ZM110 80H111V82H110ZM121 80H122V78H121ZM129 80H127V81H129ZM138 80V79H137ZM141 80V79H140ZM152 80V79H151ZM151 80H149V81H151ZM180 80V81H181ZM199 80V79H198ZM205 80V81H206ZM217 80V79H216ZM219 80H217L216 82H218ZM60 81V83L59 84H61V79L59 80ZM66 82H67V80H65ZM69 81V82H70ZM114 81V80H113ZM115 81H117V79H115ZM142 81L141 82H139V84H138V82L136 83V85L138 84L139 85V87L143 84L142 83ZM153 81V80H152ZM155 81V80H154ZM197 81V80H196ZM205 81H203V82H205ZM56 82V83H57ZM64 82V81H63ZM72 82H74L75 83V81H72ZM119 82V81H118ZM123 82H124V80H123ZM125 82H126V80H125ZM124 82V83H125ZM148 82V81H147ZM184 82V81H183ZM182 81H181V83H183ZM188 83H191V82H193V81H187ZM187 82L185 83V84H187ZM195 82V81H194ZM55 83V82H54ZM65 83V82H64ZM63 83V84H64ZM78 83V82H77ZM126 83H128V82H126ZM125 83V84H126ZM140 83H142V84H140ZM184 83H183V85H184ZM199 82H197V84H198ZM207 82H205V84H206ZM212 83H214V81H212ZM232 83V82H231ZM233 83V84H234ZM256 83H254V84H256ZM259 83H260V81H259ZM258 83V84H259ZM67 85H68V83H66ZM71 84V83H70ZM69 84V85H70ZM76 84V83H75ZM120 84H121V82H120ZM144 84H145V82H144ZM150 84V83H149ZM148 83H147V85H149ZM196 84V85H197ZM202 84V83H201ZM226 84V83H225ZM251 84V85H252ZM255 85V88L258 90V88L259 87H261V85L259 86V85ZM51 85V84H50ZM69 85H68V88H69ZM74 85V84H73ZM131 85H132V83H131ZM135 85V84H134ZM136 85H135V87H136ZM138 85H137V87H138ZM147 85L146 86H144V87H147ZM191 85H193V84H191ZM200 85V84H199ZM203 85H204V83H203ZM218 85H219V82H218V84H217V87H218ZM228 84H226V86H227ZM237 85V86H236ZM47 86H49V85H47ZM52 86H55V85H53L52 84ZM59 86V85H58ZM58 86H57V88L55 87V89H56V91H57V89H58ZM63 86V85H62ZM62 86H60V87H62ZM81 86V85H80ZM82 86H83V84H82ZM82 86H81V88H82ZM133 86V85H132ZM188 86H190V85H188L187 84V87ZM194 86V85H193ZM201 86L202 85H200L197 89H199V91H201V93H198V94H200V95H202V90H203V93H206V91H205V88H204V86H202L203 87V89L202 90H200V88H201ZM205 86H207V84L205 85ZM209 86V88L211 89L212 87L210 86V85H208ZM207 86V87H208ZM214 87L216 86V85H213ZM222 85H221V88L223 87ZM226 86H224V87H226ZM229 86H231V84H230V82H229ZM243 86V87H244ZM250 86V85H249ZM249 86H247V87H249ZM258 88H257V87ZM1 87V86H0ZM49 87H51V86H49ZM64 87H65V85H64ZM67 87V86H66ZM73 87V86H72ZM74 87H76V86H74ZM139 87H138V89H139ZM142 87V86H141ZM192 87V86H191ZM196 87V86H195ZM193 88L194 90H195V92H196V88ZM207 87H206V90H207ZM213 87V88H214ZM217 87H215V88H217ZM219 87H220V85H219ZM218 87V88H219ZM232 87H234V85L232 86ZM251 87V86H250ZM250 87H249V89H250ZM254 87V86H253ZM253 87H251V90L249 91L248 89V91H249V93L250 92H253L254 91V89H252ZM262 87V88H263ZM46 88V89H45ZM45 88H43V89H45L46 91H47V88L48 87H45ZM53 88V87H52ZM63 88V87H62ZM71 88V87H70ZM69 88V89H70ZM78 88V87H77ZM77 88L75 89L76 91H77ZM143 88V87H142ZM185 88H186V85H185ZM208 88V89H209ZM212 88V89H213ZM220 88V93H222L221 92V90L223 91V93H225V91L229 88H227L226 90H225V88L224 89H221ZM68 89V90H69ZM73 89V88H72ZM84 89V88H83ZM133 90H134V87L132 88ZM189 89V91L192 89V88H187V90ZM192 89V90H193ZM209 89V90H210ZM210 90V91H208V93H211L213 90ZM255 89V90H256ZM41 90V89H40ZM64 90H67L66 88L64 89ZM68 90H67V93H69L70 94V96H69V94H67V93H65V94H67L69 97H72L73 96V93H70V92H68ZM71 90V89H70ZM81 89H80V87H79V91H80ZM85 90V91H86ZM120 90H122V88L120 89ZM120 90H119V92H120ZM186 90V91H187ZM193 90V91H194ZM217 90V89H216ZM225 90V91H224ZM230 90H232L231 88H230ZM229 90V91H230ZM234 90H236V89H234ZM234 90L232 91V92H234ZM244 90H246V88L244 89ZM253 90V91H252ZM2 91H4V90H2ZM49 91H51V90H49ZM60 91V89L57 91V92H59ZM75 91V92H76ZM84 90H83V92H85ZM86 91V92H87ZM138 91V90H137ZM142 91H144V90H142ZM189 91H187L186 93H185V95L189 92ZM192 91V92H193ZM205 91V92H204ZM237 91V90H236ZM238 91H237V93L236 94H238ZM39 92V91H38ZM42 92V91H41ZM45 92V91H44ZM62 92V91H61ZM64 92V91H63ZM72 92H73V90H72ZM85 92V93H86ZM118 92V91H117ZM136 92V91H135ZM139 92H141V91H139ZM145 92V91H144ZM198 92V91H197ZM219 92V89H218V91H216V94H215V96L217 97V93ZM227 92H228V90H227ZM226 92V93H227ZM232 92H230L231 94H232ZM246 92V91H245ZM258 92H259V90H258ZM3 93L4 92H2L1 94L3 95ZM53 93H55V92H53ZM77 93V92H76ZM76 93H74V94H76ZM81 93H82V91H81ZM157 93V92H156ZM189 93H191V92H189ZM194 93V92H193ZM193 93H191L192 95L191 96H189L188 94V96H189V99H190V97L192 98V97H194V96H197L196 94H194V96H193ZM215 93V92H214ZM230 93L228 94H223L224 96H226V95H230ZM248 93V92H247ZM246 93V94H247ZM248 93V94H249ZM0 94V95H1ZM43 94V93H42ZM50 95H51V92L49 93ZM60 94V93H59ZM71 94H72V96H71ZM84 94V93H83ZM83 94H81L80 96L82 97V95ZM93 94V95H92ZM120 94H121V92H120ZM120 94H119V97H118V93H117V96H115V95H113L114 97H116V99L117 100H119L118 98H121L120 97ZM207 94V93H206ZM219 94V93H218ZM235 94V95H236ZM240 94L242 95L243 93H241L240 92ZM245 94V93H244ZM243 94V96L242 97H246V94L244 95ZM247 94V95H248ZM262 94V93H261ZM5 95V94H4ZM37 95V94H36ZM38 95H41V94H38ZM63 95V94H62ZM77 95V94H76ZM75 95V96H76ZM85 95V94H84ZM90 95V94H89ZM89 95H87V96H89ZM122 95V94H121ZM156 95V94H155ZM187 95L186 96H184V97H187ZM212 95H213V93H212ZM219 95H221V94H219ZM222 95V96H223ZM234 95V94H233ZM239 95V94H238ZM236 96V97H239V96ZM45 97H46V95H44ZM56 96H59L58 94H56ZM90 96V97H91ZM199 96V95H198ZM198 96L195 98L196 100L198 99ZM204 96V100L207 102V98H206V95H203ZM208 96V98H209V95H207ZM249 96V95H248ZM3 97V96H2ZM49 97V98H48ZM48 97H46L45 99H47L48 98V100L50 99V96H48ZM53 97V96H52ZM51 97V98H52ZM84 97V96H83ZM94 97V96H93ZM93 97H91L92 99H94ZM110 97H112V96H110ZM118 97V98H117ZM202 97V96H201ZM212 96H210V98H211ZM216 97L214 98V96L211 98V100L214 98V99H216ZM232 97V96H231ZM234 97V96H233ZM236 97H235V99H236ZM241 97V96H240ZM239 97V98H240ZM241 97V98H242ZM38 98V97H37ZM40 98V97H39ZM42 98V97H41ZM66 97L64 96V99H65ZM84 98H88V97H86V95H85V97ZM90 98V99H91ZM188 98V97H187ZM186 98V99H187ZM209 98V99H210ZM220 98H221V96H219V100H220ZM1 99H3V98H1L0 97V100ZM58 99H59V97H58ZM69 98H66L65 99V101L66 100H68ZM194 99V100H195ZM203 99V98H202ZM223 99V98H222ZM248 99V98H247ZM4 100V102H5V100H8L7 98L6 99H3ZM36 99H34V101H35ZM43 100H44V97H43ZM42 100V101H43ZM53 100H54V97H53ZM81 100V99H80ZM188 100V99H187ZM192 100V99H191ZM194 100H192V101H194ZM194 101L196 104H197V101ZM217 101H219L218 100V98L216 99ZM9 101V100H8ZM33 101V102H34ZM45 101V100H44ZM50 101V100H49ZM55 101H56V99H55ZM54 101V102H55ZM192 101H190L189 103H192V106L191 105H187V108L188 107H193L194 105H196L194 102H192ZM203 101V100H202ZM201 101V102H202ZM213 101V100H212ZM217 101H214V102H217ZM224 101V100H223ZM240 101V100H239ZM1 102V101H0ZM3 102V101H2ZM1 102V103H2ZM3 102V103H4ZM7 102V101H6ZM6 102H5V104H6ZM36 102H37V105L39 104L38 103V100H36ZM35 102V103H36ZM52 101H50V103H51ZM58 102H60V101H58ZM58 102H56V104L58 103ZM62 102H64V100L62 101ZM71 102H72V104H70V102H69V104L70 105H72V108L74 107V109H76V110H74L73 112V114L75 115V116H78V115H76L75 114V112H77V113H79L77 110L79 109H81L80 108V106H79V97L77 98V97H72L71 98ZM118 102V101H117ZM122 102V101H121ZM155 102V100L153 101V105L155 104L154 103ZM186 102V100L184 101V103ZM200 102V103H201ZM204 102V101H203ZM205 102V103H206ZM209 102V101H208ZM0 103V104H1ZM2 103V104H3ZM8 103V102H7ZM9 103H11V102H9ZM9 103H8V105H9ZM34 103V104H35ZM44 103V102H43ZM43 103L41 104V102H40V104H41V106L43 105ZM50 103L48 102V103H45L44 105L45 106H47L48 104H49V106H50ZM65 103V102H64ZM118 103H120V101L118 102ZM117 103V104H118ZM184 103H183V106H184ZM193 103H194V105H193ZM210 103H211V101H210ZM209 103V104H210ZM1 104V105H2ZM31 104V103H30ZM29 104V105H30ZM66 104V103H65ZM64 104V105H65ZM67 104H68V101H67ZM66 104V105H67ZM99 104H100V102H99ZM123 104V103H122ZM151 104V103H150ZM151 104V105H152ZM185 104H187V102L185 103ZM207 104V103H206ZM216 104V103H215ZM246 104V103H245ZM1 105H0V108H1ZM33 105V103L30 105V106H32ZM36 105V104H35ZM34 105V106H35ZM52 105H53V103H52ZM52 105H51V107H52ZM60 105H61V102H60ZM119 105V104H118ZM120 105H121V103H120ZM119 105V106H120ZM126 106H128L127 105V103L125 104ZM248 105V104H247ZM3 106H6V105H3ZM2 106V108H4ZM10 106H11V104H10ZM39 106V105H38ZM55 106V105H54ZM53 106V107H54ZM57 107L59 106V105H56ZM55 106V107H56ZM68 106V105H67ZM66 106V107H67ZM123 107H124V104L122 105ZM122 106H120V108H122ZM182 106V105H181ZM182 106V107H183ZM197 106V105H196ZM196 106L194 107V108H196ZM199 106L200 107H203V104H202V106L199 104ZM199 106L197 107V108H199ZM7 108L9 107V106H6ZM5 107V108H6ZM13 107H15L16 108V106H13ZM13 107H12V109H13ZM37 107V106H36ZM36 107H35V109H36ZM53 107L51 108V109H53ZM131 107H135V106H131ZM131 107H129V108H131ZM185 107V106H184ZM183 107V108H184ZM223 107V106H222ZM229 107V106H228ZM5 108H4V110H5ZM14 108V109H15ZM41 108V107H40ZM44 108H46V107H44ZM43 108V109H44ZM61 108V107H60ZM59 108V109H60ZM68 108H71V106L70 107H67V109ZM71 108V110H73ZM125 109H126V111L129 109L128 107H124ZM124 108H122V109H124ZM128 108V109H127ZM197 108H196V111H198L199 112V110H197ZM12 109H10V110H12ZM29 109L30 110H32V107H29ZM34 109V108H33ZM38 109H39V107H38ZM64 109V108H63ZM66 109V108H65ZM65 109H64V111H63V115L64 116H66V117H64L63 116V118H67L66 120H64L63 122H68V123H66L67 125L70 123V125H72V121L71 122H69V119L70 118H72V116H71V112L68 110V111H66V112H70V115L69 116H71V117H68V115H67V113L65 112ZM66 109V110H67ZM121 109V110H122ZM125 109H124V112H125ZM134 109V108H133ZM132 109V110H133ZM186 109V108H185ZM8 111H9V109H7ZM15 110H17V108L15 109ZM14 110V112H16V116H15V118L17 119V111H15ZM41 110H42V108H41ZM55 110V109H54ZM54 110H44V111H46V112H49L48 114L47 113H45V116L46 117H44V114H43V116L42 117H44V118H47V119H44L43 121H42V123H41V125L43 124V126H41L40 124H38L37 123V117H38V121H41L42 119H41V116H40V118H39V116L37 115V117H35L36 118V120L35 119H32V118H34V114L36 115L37 113H38V111H37V113H36V111H35V113L31 116V114L33 113V111H32V113H29V111H28V114L31 116V117H28V120H29V118H31L33 121L35 120L36 121V123L39 125V126H41V128H45L46 130H44V128H43V130L42 131H40L38 128V125H37V127H35L34 126V128H31V129H38V131H39V135H40V132H43L44 131V134L43 133H41V135L43 136L42 137V139H45L44 137H47V136H49L50 134H51V132H56V133H54V134H61V132H63V130H65V129H63L62 131L61 130H59V129H55L54 128V130H53V127H51V129L49 128V126H52V125H57V124H59V126L60 125H62V118H60L59 116H61L62 114V112H60L59 114L60 115H57V111H54ZM130 110V109H129ZM135 110H138V109H136L135 108ZM135 110H133L134 112H130L129 114L131 115L132 113L134 114L136 111ZM3 111V110H2ZM40 111V110H39ZM61 111V110H60ZM106 111V110H105ZM110 110H108L107 109V115H108V112H109ZM233 111V110H232ZM247 111V110H246ZM246 111H244L245 113H246ZM1 112V111H0ZM5 112H7L6 110H5ZM12 112H13V110H12ZM14 112L12 113V114H14ZM26 112V111H25ZM31 112V111H30ZM42 112V111H41ZM123 112V113H124ZM128 112V111H127ZM195 112V111H194ZM197 112V113H198ZM3 113V112H2ZM2 113H0V115L2 114ZM9 113H11L10 111H9ZM9 113L7 114L8 116H10L9 115ZM43 113V112H42ZM110 113H113V112H109V114ZM123 113H119V114H122L123 115ZM229 113V112H228ZM251 113V112H250ZM253 113V112H252ZM255 113V112H254ZM253 113V114H254ZM257 113V112H256ZM21 115L23 114V113H20ZM25 114H27V113H25ZM25 114H24V116H25ZM40 114V113H39ZM48 116H47V115ZM105 114H106V112H105ZM118 114V115H119ZM128 114V113H127ZM128 114V115H129ZM195 115H196V113H194ZM246 114L248 115V119H247V116H246ZM245 114V116H246V119L248 120V122L250 123V126H252V124H253V126H257V125H259L260 124V126H264V115H262L263 117L261 118V116H260V120H258V118H256V117H258L257 115H256V117H255V114L254 115H252V114H248V113H246ZM3 115V114H2ZM5 115V114H4ZM3 115V119H5L6 118V115L4 116ZM20 115V116H21ZM41 115V114H40ZM79 115H80V113H79ZM114 115V114H113ZM125 115V114H124ZM123 115V118L124 117H128V116H124ZM129 115V116H130ZM199 115V114H198ZM232 115V114H231ZM242 115H243V110H242ZM259 115H261V114H259ZM19 116V115H18ZM19 116V117H20ZM23 116V115H22ZM22 116H21V120L23 119L22 118ZM75 116H73V118H75ZM110 116H111V118H113L112 117V115L110 114ZM121 116V115H120ZM135 115H133V117H134ZM239 116V115H238ZM244 116V115H243ZM244 116V117H245ZM1 117V116H0ZM11 117V116H10ZM13 117V116H12ZM11 117V118H12ZM114 117H116V115L114 116ZM132 117V118H133ZM242 117V116H241ZM243 117V118H244ZM1 118V119H2ZM7 118H9V117H7ZM14 118V117H13ZM14 118V119H15ZM25 118H26V120H27V116H25ZM25 118L23 119L24 121H25ZM122 118V117H121ZM129 119H131V116L130 117H128ZM127 118V119H128ZM200 118V117H199ZM236 118H238V117H236ZM240 118V117H239ZM238 118V119H239ZM243 118H242V121H243ZM76 119V118H75ZM78 119V118H77ZM117 119H118V117H117ZM119 119H120V117H119ZM203 119V118H202ZM201 119V120H202ZM205 119H210V118H205ZM204 119V120H205ZM17 120H19V119H17ZM21 120H19V121H21ZM22 120V122H24ZM26 121V123H28L29 121ZM61 120V121H60ZM194 120V119H193ZM1 121H3V120H0V264H85V261H87L88 259H90V258H92V257H95V256H100V257H102V258H104L105 259V256H103L102 254H101V251L102 250H104V249H112L113 248V246H115V244L117 243V241L123 236L124 238H125V245H126V248H127V250L129 251V257L132 259V261H133V264H156V263H162V264H169L171 261L173 262L174 260V258H177V257H181V256H183L184 254L182 253L183 251V247H182V249H181V247L178 245V243H174V242H169V238H167L166 237V234H165V230H166V225H164L165 223H163V224H160V223H162V222H164V215H162V209L165 207V206H167L168 204H170V205H172V204H176V203H184V204H186V202L189 200L190 202L188 203V204H190V203H192V204H196V206H194L193 205V207H190V209L192 210L191 212H190V210H189V213H190V216L192 215V218H190V217H188V220H190V222H194V224H201V226H202V224H204V222H207V215L204 213V206H200L199 204L200 203H202L203 201L205 202H213V203H210V204H207V205H205V207H211V206H213L212 208L214 209V210H216V211H218L219 213H220V220H218L219 221V227L217 228V227H215V228H217V230H215V236H217V238H215V236L210 240L209 238V242H207V243H201V242H198L197 240L198 239H196V240H192V242H191V244H190V242H189V249H188V251L190 250L191 251V254L192 255H194V256H201V257H204V258H210V257H214V256H216V255H219V256H221V255H226V256H229L230 255V253L228 252V248H234V250H237L240 246H238L239 245V243L243 240V239H245L246 238V236L247 235H249V234H251V229L254 227V224L255 223H253V222H250V221H248V220H242V221H240V223L239 222H237L236 220H235V214L233 215H228V211L229 210H231L232 211V209H234L235 207H233V208H228V205H227V203L229 202V201H231V199H234V198H236L237 196H242V194L246 197V198H252V197H255V196H260V197H257V199H255V203L257 204L258 202H260L261 200L263 201L264 200V170H263V172H261L262 173V175H260L261 173H259V175H252V174H255V173H252V172H250V170H247V169H249L250 168V166L251 165H249V168L248 167H246L247 169H245V166L243 165L244 163H247L248 161H245V159H247L246 158V156H245V158H244V163L240 166V168L241 167H243L244 169H245V171L243 170V172H242V174H244L243 175V178H241V179H238V180H236L234 183L231 181V179L233 178V177H225V178H221V180L219 179L220 177H222V176H220L218 179H219V181H217V182H213V180H215L217 177L215 176V179H213L212 181L210 180L211 179V177H212V175L214 174H212V175H210V171H211V169H210V167L208 168L209 170H207L208 172L207 173H209V175H210V179H209V175L207 176V177H205L203 174H201V173H203V170L205 171V169L206 168H204L203 169V167H205L206 165H207V162L206 161H208V160H203L204 162V164H206L205 166H204V164H202L203 165V167L201 168V170L200 171H202L201 173H200V175H202L204 178H200L199 176H195V175H197V174H199L198 172H197V174H194V170H191V171H194L193 172V174L192 175H194L195 177H198V178H200V180H198V179H194L193 178V176L191 177V176H187L186 177V175H189L190 173H192L191 171H189V174H187L188 173V171H185V172H187V173H185L186 175H184V173H180V172H182V167H184L183 165V162L185 161V165H186V168L184 167L183 169L185 170V169H187V164H188V160H189V158L188 159H186L187 157H189L188 155L191 153L190 151H195V150H190L189 151V149H193V148H195V145H197L196 143L198 142L197 141V139H198V137H197V139H196V143H195V145H194V147H191V145H189L191 148H189V149H183L184 150V153H185V151L187 150V152L189 151V153H187V157H185V155H184V157H178V155H177V157L178 158H185V160L183 161V160H181L180 159V163L182 162V165H180V163H177L176 165H180L179 167H176V165H173L175 168H177V170L178 169H180L178 172L181 174V175H183V177H181V175H179L178 173H176V174H174V178L173 177H171L172 175H171V173H170V176L168 175V177H169V180H168V183H166L165 185H161V190L159 191V196H157L156 195V197H155V199H153V200H150L148 197L146 198L147 200L145 201V202H143L144 204H143V212L142 213H140V214H142L141 216H137V212H135V214H134V218H133V220L130 222L131 223V225H129L128 227H125L124 225H126L127 224V222H128V219H130V217L132 218V216H133V212H132V208L134 207L133 206V203H132V201H131V193L126 189V188H128V187H126V188H121L122 186H118V185H106L105 183H100L99 184V186H98V188H97V190L96 189H94V187H93V181H92V178L90 177V174L89 175H87L88 173H89V170H90V163L88 162V160L87 159H85L86 157H84V156H77L79 153H75L77 150L79 151V150H82V149H79L81 146L84 148H86V145H85V143H84V137L83 138H81V139H83L82 141H83V144H84V146L83 145H80L79 144V142L78 143H76V145H73L72 144V146H73V150H71L72 152H74V153H71L70 154V157H72V158H74L73 160L74 161H71V158L70 157H68V155L66 154V155H64V156H62V157H60L59 159V161H56V158H54V157H52V156H54L53 155V153H54V151H53V153L52 152H50V151H48V150H46V149H41L40 150V152H43L42 153V155H41V162L43 163V165H44V167H45V169H47L48 167H49V172H45L44 174H39V170H40V172H42L43 170H42V168H41V165L39 164V163H37V168L39 167V169L37 170V173H35L33 176H35L36 174H37V179L38 180H36V184H35V187L33 188V189H31V191L32 192H34V193H32V194H28V200L26 199V198H24L23 197V199H22V201H17V200H15V199H13L15 196H14V194L12 193V191H11V188L12 187H10V183H12V180H11V173H13L14 172V167H15V165L17 164L16 162H17V160H16V157L17 158H19L20 156H18V154L19 155H22L24 158L26 157V158H28V157H30V155H29V152L27 151V150H31L32 151V149L33 148H36V150H39V148L40 147H44V146H42V145H40V147H39V142L37 143V144H35V141L32 143V145H31V141H28V140H32L33 138H35V137H32L33 135L35 136L36 134H38V133H36V130H35V132H34V130H32L34 133H36V134H34L33 133V135H31L32 133H28L27 131H26V128L25 127H23V128H25V131L27 132V134H29V135H27V134H25L26 132H23V131H21L23 128L21 127V128H17V129H20V131L18 130H14V129H12L13 128V122L14 121H16V120H11L12 121V123H10L9 122V125L8 124H6V123H8L7 121H9L8 119H7V121H5L6 123H4V121L1 123ZM31 121V120H30ZM76 121V120H75ZM75 121H74V124H73V126H75ZM115 122L117 121V120H114ZM130 121V120H129ZM203 121V120H202ZM207 121V120H206ZM232 121H233V119H232ZM240 122H241V120H239ZM244 121H246L245 119H244ZM18 122V121H17ZM121 122V121H120ZM122 122L124 123L125 121H123L122 120ZM235 122V121H234ZM240 122H237V123H240ZM263 122V123H262ZM20 124H21V122H19ZM19 123H17L18 125H20ZM25 123V124H26ZM33 123H35V122H33ZM32 123V125H34ZM117 123V122H116ZM119 123V122H118ZM199 123H202V122H200L199 121ZM199 123H198V126H199ZM208 123H209V121H208ZM228 123V122H227ZM236 123V122H235ZM243 122H241V124H242ZM245 123V122H244ZM254 123H257V124H254ZM10 124H12V128L10 127ZM16 124V123H15ZM16 124V125H17ZM24 124V123H23ZM203 124V123H202ZM205 124H207L206 122H205ZM204 124V125H205ZM210 124V123H209ZM234 124V123H233ZM241 124H240V126H241ZM246 124H248V123H246ZM27 125H30V124H26V126ZM77 126H75L76 128H74V129H76V131L79 133V136H80V133H84V132H80V131H78V130H80V128H81V126H79V124H76ZM122 125V124H121ZM124 125V124H123ZM130 126H131V124H129ZM226 125H228V124H225V127H226ZM69 126V125H68ZM118 126H120V125H118ZM125 126V125H124ZM197 126V127H198ZM206 126H208V125H206ZM229 126V125H228ZM232 126H236V125H232ZM245 124H244V126L241 128L242 130H243V128L245 129ZM252 126V127H253ZM260 126H259V128H260ZM16 126L14 125V128H15ZM18 127H20V126H18ZM64 127H66V125L64 126ZM80 127V128H79ZM85 126H82V129L84 128ZM123 127V126H122ZM122 127H119V128H122ZM132 127V126H131ZM202 126H200V128H198V130L200 129V131H199V133H201V129H203V128H201ZM223 127V126H222ZM230 127H231V125H230ZM229 127V128H230ZM239 127V126H238ZM238 127H237V130L236 131H238L239 129H240V127H239V129H238ZM248 127H249V125H248ZM251 127V132H252V128ZM29 127L27 126V129H28ZM40 128V129H41ZM49 128V129H48ZM57 128V127H56ZM59 128H63V127H59ZM70 128H71V126H70ZM73 128V127H72ZM71 128V129H72ZM77 128H79L78 130H77ZM124 128V127H123ZM127 128V127H126ZM126 128H125V130H126ZM130 128V127H129ZM136 128V130H137V126L135 127ZM195 129H196V126L194 127ZM221 128V127H220ZM219 128V129H220ZM226 128H228V127H226ZM226 128H224L225 130H226ZM255 128V127H254ZM258 128V127H257ZM256 128V129H257ZM259 128H258V130H254L253 129V131H255L254 132V134L255 133H257V135H259L260 133V131H263L264 129H261V130H259ZM262 128V127H261ZM264 128V127H263ZM31 129H29V130H31ZM68 129V128H67ZM66 129V130H67ZM210 129H213V128H210ZM215 129V128H214ZM234 129H235V127H234ZM233 128H231L230 130H234ZM240 129V130H241ZM247 129H249V128H246V130ZM24 130V129H23ZM66 130L64 131V132H66ZM128 131H129V129H127ZM132 130H133V128H132ZM131 129H130V132L132 131ZM139 130V129H138ZM204 131H202V133H204V132H206L207 131V129L205 130V128L203 129ZM221 130H223L222 128H221ZM228 130V129H227ZM227 130H226V132H227ZM31 131V132H32ZM71 131V130H70ZM75 131V132H76ZM140 131V130H139ZM196 131H197V129H196ZM209 131V130H208ZM217 131V130H216ZM229 131V130H228ZM245 131V130H244ZM249 131H250V129H249ZM45 132H47V133H45ZM73 130L70 132V134H68V135H71V134H73ZM125 132V131H124ZM135 131L133 130V133H134ZM195 132V131H194ZM214 132H215V130H214ZM217 132H219V134H220V131H217ZM225 132V131H224ZM239 132V131H238ZM251 132H249V135H250V133ZM67 133H69V131L67 132ZM66 133V134H67ZM78 133H76V134H78ZM121 133H123V132H121ZM126 134H128V132H125ZM125 133H123V134H125ZM136 133V132H135ZM182 133V132H181ZM186 133V132H185ZM184 133V134H185ZM197 132H195L194 134H196ZM199 133H197V134H199ZM202 133H201V135H198L199 137L200 136H202ZM223 133V132H222ZM222 133H221V135H222ZM229 133H230V131H229ZM232 133V132H231ZM234 133H235V131H234ZM233 133V134H234ZM244 133V132H243ZM241 131L239 132V133H235L236 135L237 134H241L242 136L244 135V139H245V137L248 135V134H243ZM246 133H247V131H246ZM253 133V132H252ZM251 133V134H252ZM262 133H264V131L262 132ZM66 134H64V137H65V135ZM75 134V133H74ZM73 134V136H75ZM130 134H132V133H130ZM130 134H129V136H130ZM193 134V135H194ZM196 134V135H197ZM206 134H207V132H206ZM209 134V133H208ZM218 134V133H217ZM216 133H215V135H217ZM228 134V133H227ZM227 134H225V137H226V135ZM68 135H67V137H68ZM133 135V134H132ZM131 135V136H132ZM181 135V134H180ZM196 135L195 136H193V137H196ZM205 135V134H204ZM204 135L202 136L203 137V140H205V137H206V135H205V137H204ZM210 135V137H211V135L212 134H209ZM214 134L212 135L213 137H217V136H219V135H217V136H215ZM229 135V134H228ZM241 135H240V137H241ZM256 134L254 135V137L255 136H257ZM53 136V135H52ZM77 136V135H76ZM129 136H127V137H129ZM130 136V137H131ZM189 136V135H188ZM191 136V135H190ZM190 136H189V138H190ZM251 136V135H250ZM250 136H247L246 138H250ZM259 136H261V135H259ZM259 136H257L256 138H253V135H252V138L253 139H257V138H259V139H261L262 140V138H263V136L264 135H262V137L260 138ZM41 137V136H40ZM55 137V136H54ZM81 137V136H80ZM114 137H116V136H114ZM127 137H123V138H127ZM178 137H179V135H178ZM181 137V136H180ZM192 137V138H193ZM212 137V138H213ZM222 137V136H221ZM227 137H232V136H227ZM234 137V136H233ZM237 137H238V135H237ZM236 137V138H237ZM240 137H238L239 139H240ZM51 138H53V137H51ZM59 138V137H58ZM79 138V137H78ZM132 138H133V136H132ZM132 138H130V139H132ZM182 138H186V137H182ZM235 138V137H234ZM236 138H235V143L236 142H239V141H236ZM55 139V138H54ZM53 139V140H54ZM76 139V138H75ZM81 139H78L79 141L81 140ZM202 139V138H201ZM200 138L198 139L199 141L201 140ZM216 139V138H215ZM218 139V138H217ZM220 139V138H219ZM222 139H223V137H222ZM222 139H221V141H222ZM227 139H229V138H227ZM231 139H233V138H231ZM242 140L241 141H243L244 139L243 138H241ZM252 139V141L251 140H249L248 142H252L251 144L249 143L248 145L249 146H252V144L254 145V143L253 142H255V144L256 145H258V144H260L257 140V142L256 141H254ZM264 139V138H263ZM36 140V139H35ZM52 140V141H53ZM61 140V139H60ZM64 140V139H63ZM71 140H73L72 138H71ZM85 140H87L88 142H89V140L88 139H85ZM91 140V139H90ZM116 140H117V138H116ZM127 140V139H126ZM189 140H191V139H189ZM214 140V139H213ZM238 140V139H237ZM246 140V139H245ZM39 141V140H38ZM45 141H48V140H45ZM50 141V140H49ZM56 141H58V140H56ZM65 141V140H64ZM121 140H119V142H120ZM132 141V140H131ZM179 141H181V140H179ZM178 141V142H179ZM185 141V140H184ZM191 141H193V139L191 140ZM214 141H216V140H214ZM220 141V140H219ZM224 141H226L225 140V138H224ZM228 141H230V140H228ZM232 141V140H231ZM230 141V143H228V145L229 144H231L232 142ZM42 142H44V140L42 141ZM51 142V141H50ZM128 142H130V140H128ZM127 142V143H128ZM203 142V141H202ZM234 142H233V145H234ZM245 142V141H244ZM261 142V141H260ZM262 142H264V140L262 141ZM58 143V142H57ZM122 143V142H121ZM124 143V142H123ZM126 143V142H125ZM124 143V144H125ZM198 143H200L201 144V142H198ZM204 144L206 143L205 141L203 142ZM202 143V144H203ZM241 143V142H240ZM40 144H42V143H40ZM46 144V143H45ZM48 144H50L49 142L47 143V145ZM59 144H60V142H59ZM62 144V143H61ZM60 144V145H61ZM87 144V143H86ZM92 144V143H91ZM179 144H180V142H179ZM193 144H194V142H193ZM221 144H224L223 142H221ZM239 144V143H238ZM264 144V143H263ZM263 144H261V145H258L257 147H262V149H263ZM80 145V146H79ZM207 145V144H206ZM219 145V144H218ZM225 145V144H224ZM224 145H223V147H224ZM228 145H225V147L227 146L228 147ZM235 145H237V144H235ZM234 145V146H235ZM240 146H241V144H239ZM239 145L237 146V147H239ZM242 145H245L246 146V144H242ZM248 145H247V147H248ZM52 146V145H51ZM57 146V145H56ZM64 146V145H63ZM90 146V142H89V145H88V147ZM126 146V145H125ZM183 146H185L184 145V143H183ZM201 147V145H198L196 148H198V147ZM215 146H217V145H215ZM230 146V145H229ZM234 146H232V144H231V148L233 147L234 148ZM255 146V145H254ZM50 147V146H49ZM58 147H59V145H58ZM57 147V148H58ZM91 147H93V146H91ZM109 147V146H108ZM186 147V146H185ZM218 147V146H217ZM226 147V148H227ZM236 147V146H235ZM236 147V148H237ZM246 147V148H247ZM259 147V148H260ZM44 148H46V147H44ZM63 148V147H62ZM76 148V149H75ZM183 148V147H182ZM202 148V147H201ZM216 148V147H215ZM220 148V147H219ZM218 148V149H219ZM226 148H223V149H225L227 152H228V150H232V149H229L230 147H228V149H226ZM242 148H244V146L242 147ZM246 148H244L245 150H246ZM258 148V150H257V152L259 153V151L260 150H262L261 148L259 149ZM50 149H54V148H51L50 147ZM87 149V148H86ZM85 149V150H86ZM89 149H90V147H89ZM89 149H87V151H89ZM93 149V148H92ZM142 149H143V146H142ZM235 149V148H234ZM232 150L233 152L235 151V150ZM239 149V148H238ZM240 149H241V147H240ZM250 149V148H249ZM252 149H253V147H252ZM35 150V151H36ZM84 150V151H85ZM113 150V149H112ZM224 150V151H225ZM254 151H252V152H254L255 153V147H254V149H253ZM26 151L28 152V153H26ZM70 151V152H71ZM77 151V152H78ZM91 152L93 151V150H90ZM114 151V150H113ZM174 151V150H173ZM196 151H198L197 153H199V150H197L196 149ZM219 151V150H218ZM232 151H230V153L232 152ZM239 151V150H238ZM237 150H236V153L238 152ZM244 151V150H243ZM248 151L250 152V150H248L247 149V152L245 153L246 155L248 154ZM262 151H264V149L262 150ZM94 152V155L96 154V155H98V153L96 152L95 153V150L93 151ZM105 152V151H104ZM116 152V151H115ZM239 152H241V154L243 155L244 153H242V151H239ZM256 152V153H257ZM36 152H33V154H32V157H35L34 156V154H35ZM69 153V152H68ZM120 152H119V150H118V154H119ZM169 153V152H168ZM168 153L167 152H164L161 156H160V163L162 162V164H164L165 162H166V159H167V166H170V165H168L171 161L170 160H172V161H174L173 160V157L175 156H173L172 158H169V156H168ZM182 153H183V151H182ZM185 153V154H186ZM195 153V152H194ZM196 153V154H197ZM201 153V152H200ZM199 153V154H200ZM225 153V152H224ZM255 153V154H256ZM258 153H257V155H258ZM261 153V152H260ZM26 154H27V156H26ZM55 154H57V153H55ZM103 154V153H102ZM169 154H171V153H169ZM199 154H197L198 156H200ZM233 154V153H232ZM231 154V155H232ZM238 154V153H237ZM252 154V155H251ZM250 155H251V157L252 156H254V157H256L255 156V154H253V153H251ZM111 155V154H110ZM179 155H181V153L179 154ZM191 156H192V154H190ZM202 155V154H201ZM226 155V154H225ZM242 155H238V156H242ZM250 155L248 154L247 155V157L249 158L248 160H250ZM264 154H262V156H263ZM59 156V155H58ZM99 156V155H98ZM105 156H106V154H105ZM108 156V155H107ZM171 156H172V154H171ZM182 156V155H181ZM191 156H190V158H191ZM227 156V155H226ZM225 156V157H226ZM233 156H235V155H233ZM243 156V157H244ZM261 156V155H260ZM259 156V157H260ZM88 157V156H87ZM96 157V156H95ZM112 157V156H111ZM114 157H115V154H114ZM118 157V156H117ZM166 157H168L170 160H168V158H166ZM201 157V156H200ZM229 157H232V156H229ZM243 157H240V159L242 158L243 159ZM175 158V161L177 160L178 162H179V159H176V157H174ZM201 158H204V157H201ZM227 158V157H226ZM234 157H232V158H230V159H233ZM236 158V157H235ZM37 159V158H36ZM131 159V158H130ZM229 159V160H230ZM239 159V160H240ZM254 159H256V158H254ZM259 159V158H258ZM262 159H264L263 157H262ZM164 160H165V162H164ZM190 160L193 162V164H191V162H190ZM189 160V162H190V164H188V165H195V166H188L189 168H192V167H196L195 168V170H197L198 168H199V166L201 165V163H200V160H202V159H198V157L196 156V158H195V155H194V157H192L191 159ZM237 160V159H236ZM251 160H252V158H251ZM108 161V160H107ZM174 161V162H175ZM227 161H228V158H227ZM235 161V160H234ZM238 161V160H237ZM237 161H235V162H237ZM242 161V160H241ZM259 161H261V157H260V159L259 160H257L256 162L257 163H259V166H260V162ZM210 162V161H209ZM212 162V161H211ZM210 162V163H211ZM234 162V163H235ZM240 162V161H239ZM243 162V161H242ZM263 163H264V161H262ZM19 163V162H18ZM129 163V162H128ZM173 163V162H172ZM176 163V162H175ZM228 163V162H227ZM234 163H232V161H231V163H228L230 166H233V164ZM241 163V162H240ZM250 163V161L248 162V164ZM256 163V164H257ZM263 163H262V165H261V168L262 167H264L263 166ZM123 164V163H122ZM152 164V163H151ZM159 164V163H158ZM171 164V163H170ZM174 164V163H173ZM212 164V163H211ZM214 164H216L217 165V163H214ZM220 164V163H219ZM85 165H86V167L87 166H89L90 168H88L89 170H88V173H87V171H86V169H85ZM115 165L116 164H110V165H107V166H110V168H111V166H113V167H115ZM118 165V164H117ZM132 165V164H131ZM208 165H209V163H208ZM207 165V166H208ZM127 166V165H126ZM182 166V167H181ZM210 166V165H209ZM214 166V165H213ZM218 166V165H217ZM221 166H224V165H221ZM131 167V166H130ZM239 167V166H238ZM129 168V167H128ZM170 168H172L171 166H170ZM169 167H167L166 169H164L163 171H161V169H158V168H155V172H156V174L157 175H159V177H161V175H162V173H164L165 175L166 174H169V170L167 171V169H170ZM175 168H173V169H175ZM188 168V169H189ZM214 168V167H213ZM258 168H260V167H258ZM257 168V169H258ZM118 169V168H117ZM172 169V170H173ZM203 169V170H202ZM220 169H221V167H220ZM92 170V169H91ZM91 170H90V173H91ZM134 170V169H133ZM146 170V169H145ZM171 170V171H172ZM176 170V169H175ZM177 170H176V172H177ZM183 170V171H184ZM199 170H197V171H199ZM218 170H219V168H218ZM225 170V169H224ZM223 170V171H224ZM259 170L260 169H258V172H259ZM115 171H117V170H115ZM199 171V172H200ZM214 171V170H213ZM212 171V172H213ZM216 171V170H215ZM221 171L222 170H220V172H218L219 174L221 173ZM226 171H227V169H226ZM225 171V172H226ZM261 171V170H260ZM16 172V171H15ZM174 172V170L172 171V173ZM217 172V171H216ZM225 172H224V174H225ZM257 172V171H256ZM112 173V172H111ZM205 173H206V171H205ZM218 173H217V176H219L218 175ZM118 174V173H117ZM131 174V173H130ZM20 175V174H19ZM32 175V174H31ZM39 175H40V177H39ZM177 175V176H176ZM180 176V178H178L179 176ZM206 175V174H205ZM221 175V174H220ZM223 175V174H222ZM228 175V174H227ZM184 176H185V178H184ZM18 177H20V176H18ZM152 177V176H151ZM164 177V176H163ZM170 177H171V179H170ZM190 177H191V179H190ZM192 178H193V180H192ZM208 178V179H207ZM13 179V178H12ZM149 179V178H148ZM157 179V178H156ZM168 179V178H167ZM130 180V179H129ZM114 181V180H113ZM124 182H125V180H123ZM19 182H21V181H19ZM18 182V183H19ZM92 182V183H91ZM146 182V181H145ZM150 182H152V181H150ZM149 182V183H150ZM228 182H232V184L231 185H229L228 184ZM115 184V183H114ZM137 184H138V182H137ZM141 184V183H140ZM122 185V184H121ZM127 185V184H126ZM130 185V184H129ZM145 186V185H144ZM21 186H19V188H20ZM78 187H79V189H78ZM132 187H133V185H132ZM138 187H140V186H138ZM17 188V187H16ZM224 189V188H229V189H231V190H234L235 191V189H237V191L235 192V193H233L231 196H229L228 195V193L226 192L225 194H223L221 191H220V189ZM18 189V188H17ZM21 190H23L22 188H21ZM150 190V189H149ZM16 191V190H15ZM132 191H133V189H132ZM153 191V190H152ZM154 191H155V189H154ZM19 192V191H18ZM148 192H150V191H148ZM25 194V193H24ZM135 194V193H134ZM142 194V193H141ZM152 194V193H151ZM17 196V195H16ZM23 196V195H22ZM21 196V197H22ZM42 196H48V197H50V198H52L53 199V201L55 200V201H58V202H62V204H64V203H66L68 206L70 205L72 208L71 209H67V207H59V206H57L56 205V207L54 208L53 207V210L52 211H50V212H45L44 210V204L45 203H43V201H44V199H43V201L41 200V199H38L39 197H42ZM155 196V195H154ZM238 198V197H237ZM142 199V198H141ZM142 201V200H141ZM182 201V202H181ZM243 201V200H242ZM253 201V200H252ZM134 202V201H133ZM245 202V201H244ZM249 202V201H248ZM140 204H142V203H140ZM218 204H221L219 207H217V205ZM235 205V204H234ZM46 206V205H45ZM49 206V205H48ZM230 206V205H229ZM246 206V205H245ZM255 206V205H254ZM176 207V206H175ZM232 207V206H231ZM242 207V206H241ZM247 207V206H246ZM261 207V206H260ZM70 208V207H69ZM238 208V207H237ZM243 209H244V211H245V208H244V206L242 207ZM44 209V210H43ZM47 209V208H46ZM90 209V210H89ZM133 209H135V208H133ZM49 210V209H48ZM86 210H89V213L86 211ZM136 210V209H135ZM185 210V209H184ZM236 210V209H235ZM249 210V209H248ZM44 211V212H43ZM172 211V210H171ZM243 211V210H242ZM254 211H255V209H254ZM162 212V213H161ZM173 212V211H172ZM171 212V213H172ZM184 212V211H183ZM210 212V211H209ZM238 212V211H237ZM256 212H257V209H256ZM264 212V211H263ZM139 213V212H138ZM258 213H259V211H258ZM253 214V213H252ZM251 214V215H252ZM187 215V214H186ZM206 215V216H205ZM130 216V217H129ZM168 216V215H167ZM174 216H176V215H174ZM178 216V215H177ZM248 216V215H247ZM169 217V216H168ZM179 217V216H178ZM186 217V216H185ZM239 217V216H238ZM251 217V216H250ZM249 217V218H250ZM167 218V217H166ZM166 218H165V220H166ZM247 218V217H246ZM37 219V221L34 223V221ZM182 219V218H181ZM180 219V220H181ZM131 220V219H130ZM173 220V219H172ZM179 220V219H178ZM186 220V219H185ZM257 220V219H256ZM259 220V219H258ZM167 221V220H166ZM177 221V220H176ZM217 221V222H218ZM221 221H222V224H221ZM179 223H180V221H178ZM214 222V221H213ZM45 224H48V230H46V231H44L43 229H41V228H38V227H40V226H43V225H45ZM171 224V223H170ZM209 224H211V223H209ZM182 225V224H181ZM185 225V224H184ZM218 225V224H217ZM177 226V225H176ZM200 226V227H201ZM210 226V225H209ZM257 227L258 228H261V231H262V236H260V238L264 241V217H261V219H260V223L257 225ZM177 228H178V226H177ZM183 228H184V226H183ZM227 228H228V230H227ZM256 228V227H255ZM200 229V228H199ZM203 230H204V227L202 228ZM173 230V229H172ZM186 230V229H185ZM184 230V231H185ZM209 230H211V229H209ZM255 230V229H254ZM208 231V230H207ZM212 231V230H211ZM176 232V231H175ZM187 232V231H186ZM204 232H206V231H204ZM204 232H202V233H197L198 235H196V237H199V238H202V236H203V233ZM188 233H189V231H188ZM207 233V232H206ZM206 233H204V234H206ZM257 233V232H256ZM168 235V234H167ZM174 235H176V234H174ZM178 235V234H177ZM182 235V234H181ZM212 235V234H211ZM180 236V235H179ZM185 236V235H184ZM194 236H195V234H194ZM209 236V235H208ZM173 237V236H172ZM212 237V236H211ZM259 237V236H258ZM173 238H175V237H173ZM172 238V239H173ZM177 238H179V237H177ZM185 238H186V236H185ZM185 238H182L181 240H187V239H185ZM207 238V237H206ZM162 239H164V241L162 240ZM123 240V239H122ZM160 240L161 241H163V243H160ZM170 240H171V236H170ZM201 240V239H200ZM203 240H204V237H203ZM252 240V239H251ZM51 241H54V243H52ZM172 241V240H171ZM255 241H257L256 239H255ZM177 242H179L180 243V241L178 240ZM252 242H254V241H252ZM259 242V241H258ZM182 243V242H181ZM188 243V242H187ZM186 243V244H187ZM259 243H263V242H259ZM182 244H184V243H182ZM245 244V243H244ZM247 244V243H246ZM255 244H258L257 242L255 243ZM264 244V243H263ZM230 245H233L232 247H229ZM236 245V246H235ZM158 246V247H157ZM249 246V245H248ZM251 246V245H250ZM157 247V248H156ZM184 247H185V245H184ZM188 247H186V248H188ZM241 247H242V245H241ZM245 247V246H244ZM243 249H246V248H243ZM142 251V252H144L145 253V255L146 256H142L141 258H139V257H137L136 255H138V251ZM187 250V249H186ZM240 250V249H239ZM187 251V252H188ZM231 252V251H230ZM233 252V251H232ZM238 252V251H237ZM188 255H189V253H188ZM172 256H175V257H172ZM235 256V255H234ZM186 257V256H185ZM218 257V256H217ZM196 258V257H195ZM238 258H240L239 256H238ZM246 258V257H245ZM198 259V258H197ZM197 259H195V260H197ZM215 259V258H214ZM235 259V258H234ZM94 260V259H93ZM103 260V259H102ZM180 260H181V258H180ZM184 261V260H183ZM183 261L181 260V262L183 263ZM198 261V260H197ZM222 261V260H221ZM220 261V262H221ZM239 262H238V264H248V263H246V262H244V263H242L240 260H238ZM89 262V261H88ZM192 262H194V261H192ZM217 262V261H216ZM233 262V261H232ZM231 262V263H232ZM180 263V261H178V264ZM210 263V262H209ZM227 263V262H226ZM229 263V262H228ZM236 263V262H235ZM222 264V263H221Z\"/></svg>",
    "mask_w": 264,
    "mask_h": 264
}]
</instances>
